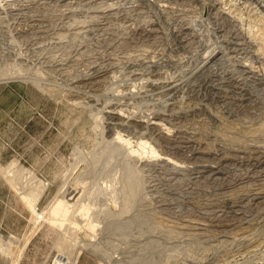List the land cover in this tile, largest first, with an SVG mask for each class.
<instances>
[{
    "label": "rangeland",
    "instance_id": "rangeland-1",
    "mask_svg": "<svg viewBox=\"0 0 264 264\" xmlns=\"http://www.w3.org/2000/svg\"><path fill=\"white\" fill-rule=\"evenodd\" d=\"M26 1H28V0H11V1L10 0H3L2 3L4 6L2 5V3H0V10L2 9L1 6H3V9L1 10L3 12L0 11V13H1L0 17L4 20L3 21L0 18V20H2V21H0V248H1V250H0V264H56L55 262L59 261L60 259H64V261L65 260L69 261L70 264H74V263L75 264H140V263L146 264V262H144L146 260H147V263H149V261H150V263H152V264H206V263L207 264H217V263L218 264H253L254 262L256 263L258 261L263 262L262 258H264V244H263L264 243V240H263L264 239V231H263L264 230V228H263L264 222L262 223L261 219L264 218V211H262V210H264V207H261V206H264V204H261L260 206H259V204H257L256 206L255 205L252 206L250 209H248V211H246V214H245L246 216L244 217V219H241V220L233 217V215H231L230 213H227L228 219H227V221H225L223 223V225L221 224L222 226L221 225L217 226V223L215 225V222L211 221L212 218L210 216L204 214V212L207 208H205V210H203V209L201 210V206L203 207L206 204H210L212 202L213 203L220 202L221 198H222V200H224L225 198H230V196H231V198H236L237 196H239V194H240L239 192L243 193V192H245V190L247 192V190H249L251 188L252 189H259V190H261L260 188H262V190L264 191V189H263L264 188V175H263L264 174V170H263L264 165H262V167L257 169L254 165V163L257 162L256 160L250 161V164H247V165L244 164L245 167H244V165L241 166V165L235 164V166H234V164H233L232 166L234 168L232 167V169H233L232 174L236 175L235 177H237L238 175H242V174L246 175L247 173H250V175L253 176L252 179H248L249 181L246 179L245 180L246 183L243 182L242 187H241L240 182H239L240 185H239V183L233 184L234 186L231 185L232 186L231 189H230V187H226L227 189L226 188L222 189V187L220 188V186H217V185L203 184V183H202L203 185L199 184V186H197L196 183L194 184V181L192 180L190 172L186 174L185 172H187V169L181 168V166H182L181 163L187 162L186 159H188L187 158L188 153H186L187 154L186 155V154H182V153L176 154L173 152L172 153L167 152L168 151L167 147H170L171 145H172L171 147L174 146L173 140L175 138H177V132H178L177 130H180L182 128L183 129L185 128L186 130L190 131L193 134L195 133V135L198 136L197 138H202L201 139L202 142L205 140L204 143H206L208 146L210 144H212V145H210V148H216V149L221 148L223 145H225L224 141H222V139H223L222 137L226 138V136H227L229 138L228 134L230 136H232L235 132H236L235 133L236 135L234 134L235 139L238 137L239 139L237 138L236 140L238 141V143H240V142L242 143V144H236V146H237V148L239 147L238 149H240V150H242V149H243V151L245 150L246 154H248L247 151H249V152L253 151L254 149H252V148H255L258 145H259L258 147H260V148L264 147V144H262V142L264 143V141H263L264 140V136H263L264 135L263 134L264 133L263 132L264 131V127H263L264 123H262V121L264 119V117H263L264 116V108H263L264 107V99H263L264 95H263L262 91H260L257 88H251V87L249 88V85L251 84V82H249V80L246 81L247 76H245L243 74L242 75L240 74L243 77H240L239 74L236 75V77H238L237 79L238 80L241 79V80H239L238 83L233 82L231 84V82H230L231 79H229V78L231 77L232 72L230 73V71L232 69H236L237 67H239L243 64L242 62H244V61L241 62V60H243V59H240L243 55H240L241 57L238 56V58L234 59V61H233L234 63H232L233 59L229 60V59H231V56L234 57V53L230 52L229 55L225 54V53L229 52L231 47H230V45L227 44V42L221 40L222 37H218L219 36L218 34H220V36H221V33L216 32V25H215L216 23L214 21H212V19L210 17V12H209L210 8L208 6L209 4H207L205 7H203L202 0H194V1L189 0V3L194 2L193 3L194 7L192 6V3H191L190 6L188 5L187 8L182 7V8H184V9H182L181 6L178 7V5H176V4H172L174 6V7H172V5L169 4L170 1H172V0H170V1L169 0H167V1L166 0H158L160 2H157V0H149L147 3L144 2L147 0H130V1L129 0H123V1L120 0L121 2L119 0H117L118 1L117 3L118 4L120 3V5H118L115 0H104L105 4H104V2H101L99 4V6L98 5L96 6L97 7L96 8V7H94L95 5L92 6L93 4H87L85 1H81V4L75 3V4H72L68 7H67V4L66 5L64 4V6H63V3L61 4V2L57 3L55 1H52V2H47L46 3V4H48L47 8H44V4H41L42 1L40 2V0L39 1L38 0L37 1L36 0H29L28 1L29 3L27 2L28 4L26 3ZM107 1H109L108 2L109 4L106 3ZM124 1H125V4L123 5ZM132 1H134V2L132 3ZM135 1H136V3H135ZM13 2H14L15 6L12 5ZM38 2H39V4H38ZM163 2H165V3L168 2V3L165 4ZM196 2H198V3H196ZM9 3L11 4V6L9 5ZM20 3H22V4H20ZM138 3H139V5H137ZM142 3H143V5H141ZM195 3L199 4V6L196 5ZM6 4L8 6H10L11 8L8 7ZM24 4H25V6L27 4V6L25 7L27 11L26 10H24V11L28 15H31V14L32 15H34V14L40 15V13L41 14L43 13L42 15H44L46 13L45 15L49 19L48 18L46 19V17H44V16H43V18L46 19L47 23L50 25V27H52V29L51 28L49 29V32H50L49 35L44 33V34L36 35L34 37V36H32V35H34L33 33H32V35H31V33H27V32L33 31V30H31L32 28H31L29 22L26 19H22V18H20V16H18L19 9H20L21 5H24ZM31 4H34L36 6H34V5L32 6ZM53 4H55V5H53ZM160 4H161V7H160ZM50 5H52V6H50ZM81 5L84 7V9L81 8ZM85 5H87L89 7H87ZM100 5H102V6H100ZM126 5H128V6H126ZM59 6H60V9H59ZM105 6L110 7V8L106 9ZM111 6H113V7L115 6L116 7V8L114 7L115 10ZM118 6L119 7L121 6L120 7L121 11H120V9H118ZM175 6L178 7V9H182L183 14L186 11V13L184 15H187V17L189 16L193 20L192 25L197 31V33H196L197 35L194 36L197 38H194V37L189 38L191 40V44L188 46L186 45V43L188 41L187 42L181 41L177 37V35L174 32L175 31L174 30V21H172L173 19L172 20L170 19L171 17H168V16H172L174 14L173 12L178 10ZM182 6H184V5H182ZM196 6H198L199 8ZM93 7H94V9H93ZM98 7H99V10L100 9H102V10L99 11ZM103 7H105L106 10H110L112 8L115 13H118V16H119V18H118V16H115V18H113V20H112L113 22L110 21V23L111 24L113 23V24L110 25V23H108L107 26H110V27L113 26V27H117V28L122 27L125 24L124 23L125 19L129 20L131 18V16H132L131 19H133L135 21V23H141L142 21H140V19L143 20L142 18H144V20L141 24H144V22H145V24L147 25L148 21H149V23H152V24L154 23L153 29L156 30V28H157L156 32L159 31L156 33L157 35H159V39H158L157 35L151 36L150 39L147 38L146 36L144 37L142 35L140 36V38L137 37L138 35L136 37L131 36V38H132L131 42L132 43L129 42L128 45L123 44L122 46H119V47L117 45L118 50L116 49V46H114L113 49L115 48L114 49L115 53H113L114 50L112 49V47H110V48L108 46L105 47L104 45L99 44L98 42L94 43V40L90 41L89 40L90 36L88 37L89 34H86V36L84 37L85 33H81L78 30H77L78 32H76V34H75L76 28H80V27L86 26L88 24L92 25L93 21L90 20V17L91 18L93 17L92 19H95V20L98 19V22H96V23H100L102 21V19L100 18V12L103 10L106 11ZM138 7H139V9H138ZM16 8H17V10H15ZM52 8L55 10H53ZM80 8H81V10H80ZM169 8L171 9V11L172 10L173 11L171 12ZM173 8H176V9H173ZM141 9L143 10V13H141L142 12ZM161 9L162 10L165 9V11L167 10L166 13H165V11H161ZM42 10H43V12H42ZM69 10L71 11V13ZM90 10H93V11L90 12ZM94 10H95L96 14H95ZM118 10L120 12H118ZM46 11H49V12H46ZM85 12L87 13V18H86V15L84 16ZM129 12L132 14H130ZM144 12H146V16L148 15L149 17L148 16L146 17ZM202 12H204V13L202 14ZM53 13L55 14L54 16H53ZM68 13H70V14H68ZM2 14L5 15V16L3 15L4 18L2 16ZM12 14L13 15L15 14L14 18L12 17ZM51 14H52V17L50 18ZM63 14H65V15H63ZM123 14L126 15L125 19H123L124 18ZM9 15H11V16H9ZM68 15L70 16L69 18H68ZM90 15H92V16H90ZM96 15L97 16L99 15V16L97 17ZM133 15L135 17H133ZM6 16H8L9 19ZM63 16H66V18ZM121 16H122V18H121ZM138 16H140V17H138ZM15 17L17 20L15 19ZM88 17H89V19H88ZM244 17H247V16L245 15ZM11 18H13V19H11ZM59 18H61V19H59ZM70 18L73 20H71ZM99 18L101 19V21ZM53 19H56L57 21L54 20V22H53ZM67 19H68V21L70 19L69 22H71V23H72V21L75 22V23L71 24V25H73L72 29L70 28L71 25L68 24L69 22L68 21L66 22ZM87 19L89 20V23L88 22L85 23L86 21H88ZM116 19L118 20V21H116L117 23H115ZM147 19H148V21L146 23ZM77 20H79L80 23ZM81 20L85 21L84 25L82 24L83 22ZM150 20H152L154 22H152ZM156 21L158 24L156 23ZM242 21H243V24L245 23L243 26L248 27V24H246L247 19H242ZM15 22H16V24H15ZM19 22H21L22 24H19ZM26 22H28V23L26 24ZM52 22H53V24H50ZM114 24H115V26H114ZM116 24L118 26L119 25L120 26L118 27ZM51 25H54L55 27H57V26L59 27L60 25L61 26L59 28L57 27L55 29L54 26H51ZM25 26L27 28H29V27L30 28L27 29ZM63 26H66V27H63ZM18 27L19 28L21 27L23 29L20 28V30H19ZM60 28H62V29H60ZM68 28H70V29H68ZM90 28H92V27H90ZM16 29H17V31H16ZM59 29L61 32L62 31L65 32L64 34H61V33L60 34L64 37L65 36H67V37L64 38V37L60 36V39L61 38L62 39L57 40L56 38L60 35L59 34L60 31H58ZM158 29H161V30H158ZM25 30H27V31H25ZM52 30H53V33L58 32V36L56 33L53 34ZM66 31L68 32V34L70 32L69 35L70 36L72 35V36L70 37L69 35H66L67 34ZM77 33H81V36H80V34L78 35ZM159 33L160 34L162 33L161 37H163V38L160 37ZM50 34H52V35H50ZM23 35H25L24 37L26 39L23 37ZM75 35H77V37L79 36V39L75 40L77 42H74L73 38H72V37H76ZM42 36L43 37L45 36V37L43 38ZM49 36H52V37H50L51 40L53 38L54 39L52 41L49 40ZM53 36H55V37H53ZM21 37H23V38H21ZM68 37L70 40L67 39ZM86 37L89 39H87ZM142 37H144V38H142ZM84 38H86V40ZM155 38H157V39H155ZM175 38H176V40H175ZM46 39H48V41H51L52 43L51 42L47 43V41H45ZM142 39H144V42ZM55 40H57V41L60 40L61 42L57 43V41H55ZM80 40H82L83 42ZM141 40L144 44H146L145 41L146 42L149 41L146 44L147 46L143 45ZM152 40L153 41L155 40L156 42H153L152 44H150ZM160 40L162 42H160ZM85 41H86V45H85ZM158 41L160 42V47H159V45H157V43L159 44ZM33 42H35L34 43L35 45L33 44ZM37 42L38 43L41 42V43H39L40 45ZM42 42H44V43H42ZM66 42H68L69 44H63ZM135 42H138V43H135ZM183 42H184V44H183ZM219 42H221L222 44L224 43L223 46H221L222 44L221 43L219 44ZM72 43H74V45H72ZM82 43H83V45H82ZM139 43L140 44L142 43L143 47L142 46L140 47V45H138ZM217 43H218V46H217ZM36 44H38V46ZM45 44L47 47L50 46L51 44H54V46L51 45L50 47L47 48V47H45ZM129 44L130 45L133 44V45L130 47ZM33 45L35 46L36 49L34 48ZM64 45L66 47H64ZM124 45L127 47H123ZM135 45H137L138 47ZM219 45L226 52H224V51L221 52V54L218 55V57L216 58L217 60L214 59L213 60L214 62L212 61L215 65H213V63L211 62L210 65H213L212 67L214 68V70H212V67L210 65H209L210 67L208 66L209 68H207V69L198 70L197 68H199V66H201V61H202V58L204 57L205 53L212 50V48H214L215 46L219 47ZM224 45H226V46H224ZM28 46H29V48H28ZM79 46L82 49L84 48L86 51L89 50L90 52L87 53L86 51H84V49L83 50L80 49ZM93 46L96 47L98 50L96 48H93ZM176 46H178V47H176ZM182 46H183V49H182ZM184 46H185V48H184ZM41 47H42V49H41ZM43 47H45V48H43ZM67 47L68 48L70 47V49L72 48L71 50H73V51L68 50ZM73 47L77 50H75ZM77 47H79V48H77ZM99 47L104 48V50L102 51V48H101V50H99L100 49ZM144 47H146V48H144ZM156 47H158L159 50ZM187 47H189V48H187ZM89 48H91V49H89ZM107 48H108L109 53L107 52ZM126 48H128V49H126ZM134 48H136V49H134ZM140 48L141 49L142 48L147 49V50L149 49V52L141 51V50H140L141 51L140 52V51H138ZM163 48H165V50ZM58 49H60V50H58ZM63 49L67 52H69V51L70 52L67 53ZM130 49H132L135 52L132 51V53H131ZM150 49L151 50L156 49L158 51L153 50L150 52ZM160 49L161 50L163 49V50L161 51ZM38 50H39V52H38ZM42 50L44 52H42ZM54 50H55V52H54ZM48 51H49V53H48ZM51 51L54 53H52ZM99 51H101V52H99ZM104 51H105V53H103ZM119 51H121V52H119ZM36 52L40 53V54H37ZM56 52H57V54H56ZM71 52H72V55H70L71 58L69 56V59H64ZM83 52L85 53L84 56H82ZM96 52H98V53H96ZM128 52H130L132 55L135 54L136 52L138 54H141V53L145 54L146 53V55L142 56V57H144L143 59H146V61H147V58H148V60L150 59L152 54H153V56H155V54H156L159 57L155 56L157 58L155 59V57H154V59H153V56H152L151 59L149 60V61H152L154 63L153 66H156V67H153L154 68L153 69L152 67H145L144 66L146 68L145 69L143 66L136 65V63H135V66L131 67L132 68L131 69L130 66L129 67L127 66V64L122 63V62L121 63L118 62L115 65L116 67L114 66L115 69L113 68L114 71L117 70L116 74L114 71H112V69H110V72L107 75V78L110 81L107 78H104V80L102 82H100L99 84H97V86L91 85L90 87H89V85H84V84L77 85V83L74 82L77 79V76L79 77L82 75V73L85 74V73L89 72L88 67H90V65H88V64H90L89 62H91V60L93 62L96 61L95 63L97 64V63H100L102 60H105L109 57L114 58L115 55H117L116 57H120L121 55H123V53L127 54ZM156 52L159 54H157ZM148 53H150L151 56ZM49 54L50 55L53 54V55H57V56L61 55L62 57L66 56L64 58H62L60 56L62 59H64V61H63L64 67H62L61 71H59L55 67L57 61H59L61 59L60 58L57 59V61L55 63V61L47 59L49 57H52ZM92 54H94L95 56L97 55V57H99V58L101 57L102 59L101 58H100L101 60L99 58L93 59L94 55H92ZM131 54H129V55H131ZM34 55H36V56H34ZM88 55H90L91 57H89ZM162 55H163V57H162ZM81 56H82V58H81ZM85 56L87 57L88 60L86 59ZM78 57H80V59H78ZM83 57H85V58H83ZM142 57H140V58H142ZM221 57H223V58H221ZM43 58H44V62L42 61ZM72 58L75 60L77 59V60L76 61L72 60ZM164 58H165V60H164ZM220 58H221V61H223L222 64H221ZM46 59L51 61V62H47ZM138 59L139 58H137L136 60H138ZM65 61H66V63H65ZM45 62H47L46 63L47 65H45ZM52 62H54V64ZM75 62H79V63H75ZM215 62H217V64ZM80 63H82L81 64L82 66L80 65ZM237 63H239V64H237ZM124 64H125V68L123 67ZM219 64H221V65H219ZM232 64H235V65H232ZM229 65H231V66H229ZM49 66H51L52 69ZM65 66H67V67L65 68ZM73 66L75 67L74 69H76V70L72 69ZM232 66L235 68H231ZM218 67L219 68L221 67V68L219 69ZM128 68H130V70ZM150 68H152V69H150ZM193 68H194V70H192ZM227 68H229V69H227ZM86 69H87V71H86ZM120 69H122V70H120ZM126 69H127V71H126ZM215 69H216V71H215ZM221 69H223V71H221ZM237 69H239V68H237ZM240 69H242V68L240 67ZM57 70H58V72H56ZM63 70H65V72ZM147 70H150L151 73H150V71L147 72ZM162 70H163V72H162ZM189 70H192V73H190L191 71H189ZM68 71L71 73H69ZM74 71H75L76 75H75ZM77 71H79V72H77ZM125 71L126 72L129 71V72L126 73ZM137 71H139V72H137ZM111 72L113 74H111ZM120 72H121V75H120ZM142 72H145V73L147 72V73L145 74ZM206 72H208V74ZM223 72H225V73L223 74ZM59 73H60V75H59ZM78 73H79V75H77ZM124 73L127 75H125ZM141 73L143 74L144 77L142 76ZM201 73H202V75H201ZM158 74H160V75H158ZM114 75H116V76H114ZM130 75L132 77H130ZM219 75L224 76V78L227 77V78H225L226 80L221 81L219 79L220 78ZM70 76H72L73 78H76V79H73ZM139 76L140 77L142 76V77L139 79ZM173 76H175V77H173ZM31 77H33V78L35 77L39 83L41 82L42 84L40 86H42V87H39L38 85L33 84L31 82V80L29 79ZM112 77L113 78L117 77V78H115V80H112L113 79ZM135 77L136 78L138 77L137 78L138 80ZM146 77H148L150 79L151 78L153 79L154 77L156 79L159 78V81H157L156 79H154V80L156 82L164 83V84L171 82V79H172V81H174L178 77L179 78L183 77L182 78L183 80L179 79V78L175 80L178 82L182 81V83H181L182 88L179 90L180 92L179 91L176 92L178 95H176V93H171L172 95L170 94V96H171L170 97L168 92L165 93V91H164L165 89L157 92L160 89H154L153 87L150 88V86H149L150 84L148 82H151L152 80L149 79V81H148V78H146ZM131 78H133V80ZM129 79H131V80H129ZM164 79H166L168 81H166ZM63 80L65 83H63ZM65 80H67V83ZM71 80H74V81H71ZM160 80H162V81H160ZM218 80L220 82H223V83H221V84H223V86H222L223 88L221 90L216 89V86H215L216 84H218V82H219ZM194 81H196V82H194ZM70 82H72L73 84ZM146 82L148 84H146ZM186 82H187V84H186ZM215 82H217V83H215ZM228 82L230 85L228 84ZM247 82H249V83H247ZM104 83H106V85ZM131 83L132 84L136 83L140 86H138L136 84L132 85ZM142 83H144V84L141 85ZM190 83L194 86H192ZM213 83H215V84H213ZM46 84H47V87H46ZM195 84H197V85L195 86ZM202 84H204V85H202ZM206 84H208V85H206ZM225 84H227L226 85L227 87L225 86ZM233 84H235V85H233ZM115 85H117V86H115ZM187 85H188V87H187ZM44 86L46 87V89ZM78 86H80V87H78ZM118 86L119 87L121 86V89L123 90L124 94L121 93L122 92L121 89L119 90L117 88ZM129 86H130V88H129ZM132 86H133V88H132ZM148 86H149V89H148ZM207 86L209 87V89ZM238 86H239V88H238ZM240 86H241V88H240ZM242 86H244L246 89H244V87H242ZM85 87H87L88 90H86L87 88H85ZM92 87H94V88H92ZM97 87H100V88L97 89ZM112 87L115 88L114 91H116L117 93L116 92L114 93ZM144 87L146 88V90ZM183 87H185V88H183ZM50 88H54V89H51V91L53 90L52 92L48 91V90H50ZM131 88H132V90H131ZM134 88L136 89L135 91H134ZM140 88H142V89H140ZM189 88L191 90H189ZM197 88H199V89L197 90ZM58 89H60L61 91L59 90V92H58ZM212 89H214V90H212ZM230 89H232V90H230ZM238 89L241 92H239ZM118 90L120 91L121 94L118 93L119 92ZM236 90H237V92H236ZM72 91L74 94L72 93ZM126 91H130L131 94L129 92V94H130L129 95L128 92H126ZM137 91H139V92H137ZM147 91H149V92H147ZM152 91H155V94L152 93ZM183 91H186V92H183ZM188 91H190V92H188ZM219 91H220V93H219ZM210 92L213 94H211ZM54 93H56V94H54ZM132 93H133V95H132ZM179 93H180V95H179ZM249 94L251 97L249 96ZM109 95H110V98H109ZM184 95H186L185 98L187 96L189 98L185 99ZM215 95H216V97H215ZM179 96H181V97H179ZM202 97L204 99H202ZM255 97H257L258 99ZM121 98H122V100H121ZM172 98H174V99H172ZM179 98H181V100ZM245 99H247V101ZM166 100H168V101H166ZM226 100L227 101L229 100L230 102L229 101L227 102ZM261 100H262V102H261ZM110 101H111V103L114 101L115 102L111 104ZM187 101H189V102H187ZM204 101H206V102H204ZM167 102L173 103V105H170V107H168ZM185 102H186V104H185ZM105 103H107V104L104 105ZM221 103H223V104L221 105ZM238 103H239V106L237 105ZM245 103H246V105H245ZM248 103H249V105H248ZM116 104H118V105L120 104V105L116 106ZM174 104H175V108H174ZM177 104H179V105H177ZM187 104H190V105H187ZM180 105H183V106L181 107ZM206 105H208V106H206ZM216 105H217V107H215ZM254 105H255V107L257 106V108H255ZM104 106H107V107H104ZM110 106H112V108L114 106L119 107L118 110L124 109L123 113H122V111L120 112L119 117L121 118V120L118 121V119H112L111 117L108 116L110 114L107 112L112 110V108ZM120 106H122L123 108H120ZM177 106H179L180 108ZM102 107L104 108V111L101 110V109H103ZM165 107L167 108V110L165 109ZM176 107H177V109H176ZM106 108H108V109L106 110ZM173 108L175 109V113H174ZM178 108H179V110H181L178 112L185 113L186 117L178 119L176 121L173 119L169 120V118H167L168 120L163 122V125H162L165 129L169 128V126H170V129H172L170 131L163 129L164 133L166 132V134H168V137L171 138L172 142H171V140H170V142L172 144L170 142H169V144H166L163 142V140H161L159 138L157 139L156 133L151 128H145V126H141L140 121H147V119H150L152 117V115H154L153 113H155V112L163 113V114L164 113L165 114H172V113L176 114V110H178ZM254 108H255V110H254ZM259 108L262 110V112ZM151 109H154V110H151ZM172 109H173V112L171 111ZM188 109L189 110L193 109V110L189 111ZM228 109H229V111H228ZM200 110L203 113V115L200 112ZM211 110L214 112H212ZM224 110L226 112H224ZM241 110L244 111L246 114L244 112H242ZM150 111H151V113H150ZM170 111H171V113H169ZM253 111H254V113H253ZM104 112H106V113H104ZM194 112H197V113H194ZM216 112H217V114H216ZM212 113L213 114L215 113V114L212 115ZM121 114H124V115H121ZM195 114H196V116H194ZM226 114H227V117H226ZM259 114H261V116H259ZM95 115L96 116L98 115V116L96 117ZM102 115H103V117H102ZM133 115H135V116H133ZM136 115H137V117H136ZM144 115H146V116H144ZM228 115H230V117ZM222 116L225 118H223ZM231 116L233 119L231 118ZM256 116L257 117L259 116L260 118L259 117L256 118ZM131 117H133V118H131ZM218 117L221 121L218 119ZM101 118H103V119H101ZM236 118L239 119L238 120V122L240 121L239 123L237 122ZM95 119H97V120H95ZM100 119L103 121L100 122L101 121ZM142 119H145V120H142ZM105 120H107V122ZM122 120H123V122H122ZM128 120H130V121H128ZM234 120H236V121H234ZM169 121L170 122L172 121L171 122L172 124H170ZM96 122L101 123V125L96 123ZM115 122L118 123L119 125H117ZM177 122H179V124ZM252 122H254V123H252ZM111 123L113 126L115 125L116 128L118 127V129H120V128L121 129L118 130V129L114 128L115 126L113 127L111 125ZM123 123H126V124L124 125ZM222 123H223V125H222ZM260 123H262V124H260ZM174 124H175V126H173ZM183 124H185V125H183ZM239 124H240V126H239ZM247 124H249V126ZM103 125L105 128H107V130L105 129V132L103 129L104 127H102ZM137 125H140L139 126L140 129ZM252 125H253V128H251ZM257 125H258V127H256ZM95 126H97V127L95 128ZM134 126L137 128H135ZM171 126H172V128H171ZM184 126H186V127H184ZM259 126L263 127L262 128L263 131L260 133H257L258 132L257 129L259 128ZM178 127L179 128L181 127V128L179 129ZM243 127L245 130L243 129ZM100 129H102V130L100 131ZM115 129L117 130L118 133H120V131H121L120 134L123 137H125L126 139H129L131 142L133 141L132 145H133V143L135 144V145H133V146H135V149H137V147H138V142L141 141L142 139L143 140L145 139L146 141L149 140L151 143L149 141L148 142L152 146H153V144L155 145L153 147H156L155 148L156 151L160 150L157 154L153 153V154L149 155V153H148L147 155H145V154L142 155L141 157L143 159L142 158L139 159L137 161L138 164L135 161V164L137 166L138 165L140 166V167L138 166L139 169H141V167H142V169H143V167L145 168L144 169L145 172L142 170L143 174L145 175V177H144V175L142 174V176L144 178L143 182H148L149 179L153 180L157 184V188L162 195L161 198L165 199V197H166V199H168V197L172 195V197H169L168 200L165 199L167 201V203H171V202L173 203L172 207L165 206V209H161L164 207H161L160 205L158 206V203L150 196L151 194H149L148 196L145 194V196L149 197V200L151 199L149 201L148 198L144 196V192H142L143 194L141 193V195H139L136 199V203H135L136 207L135 206H134L135 208L130 207L129 208L130 210L129 209L126 210L122 196H118L116 198L118 200L117 201L116 199H114L112 197V195L109 194L108 190L111 187H112L111 189H113L114 183L116 185V189H118L119 186L121 187V180H120L121 176H119V175H122V174H120V173H122L121 172L122 166L121 167L118 166L117 171L119 169L120 170L117 172L116 167L107 166V164H105L104 162H97L95 157H96V155L97 156L99 155V152L101 153V151L103 150V147L106 145L105 143L112 138V136L116 132ZM125 129H127V130H125ZM140 130H142V131H140ZM247 130H250L249 132H251L250 135H247L248 138L245 137L246 134H249V132L246 133ZM252 130L254 132L255 131L256 132L253 133ZM242 131H244L245 133L243 132L244 133L243 134ZM143 133H145V134L147 133V134L144 135ZM261 133H262V135H260ZM117 134L115 133V135H117ZM220 134H222V135H220ZM242 134L245 136H243ZM254 134H255V136H253ZM152 135L154 138L151 137ZM217 135L220 137L222 136V137L219 138ZM110 136H111V138H110ZM135 136H137V137H135ZM113 137H115V136H113ZM214 137H216V139ZM242 138L243 139L246 138L247 141H244L246 139L242 140ZM258 138L260 140H258ZM152 139H154V141H152ZM206 139H207V141L209 140L208 141L209 143H207ZM253 139L255 142L253 141ZM111 140H113V139H111ZM156 140H157V142H156ZM250 140H252V141L250 142ZM215 141H219V142H215ZM256 141H257V143H256ZM159 142H161V143H159ZM260 142H261V145H260ZM157 143H158V146H157ZM213 143H214V145H213ZM217 144H219V145H217ZM221 144H223V145H221ZM157 148H158V150H157ZM246 148H248V149H246ZM163 149L167 150V151L165 152ZM162 151H163V153H161ZM148 155L150 158L148 157ZM178 155L179 156L181 155V156L178 157ZM184 156L185 157L187 156V157L185 158ZM155 158L158 159L157 162H156ZM167 158H169L170 160H172V159L173 160L170 161ZM174 158H175V160H174ZM136 159H138V158H136ZM189 159H190V156H189ZM173 161L175 162V164ZM177 162H179L180 165ZM192 162H194V163L192 164L191 162H187V164L189 166L196 164L195 160H193ZM251 162H252V165H251ZM112 163H113V165L117 164V160H112ZM168 163L171 164L172 166H170ZM156 164H157V166H156ZM159 165H161V166H159ZM151 166H152V168H151ZM175 166H176L177 170H179L180 172L176 170ZM183 166H184V164H183ZM236 166H238V167H236ZM154 167H155V169H154ZM156 167H158V169ZM163 168H164V170H163ZM247 168L249 170H247ZM261 169H262V171H261ZM7 170H8V173H7ZM149 170H151V171H149ZM170 170L172 172H170ZM182 170H184V171H182ZM242 170L244 173L243 172L241 173ZM163 171H165V172H163ZM166 171H168L169 173ZM251 171H253V172H251ZM254 172H257L256 175L253 174ZM172 173H173V175H172ZM184 173L186 176L189 174V176L186 177L184 175ZM258 173H260L261 175ZM115 174L118 175V178L120 177L119 180H116L118 178ZM161 174L165 175L166 177L162 176ZM159 175L162 178H160ZM182 175H183V177H182ZM114 176L116 178H114ZM178 176H181V177L178 178ZM262 176H263V178H261ZM185 177L189 178V179H186ZM181 178L182 179L184 178V179L182 180ZM257 178H259V179H257ZM177 179H178V181H177ZM180 179H181V182H180ZM188 180L190 183H186ZM156 181L160 182V183H157ZM116 182H118L119 184ZM176 182H179L178 183L179 185ZM247 182H250V183L247 184ZM255 182L256 183L260 182V183L256 185ZM180 183H182V186ZM165 184L168 186H166ZM190 184H192L191 187L188 186ZM250 184L252 187L250 186ZM158 185L159 186L161 185V186L159 187ZM176 185H178L179 187H177ZM200 185L202 188L200 187ZM238 185L240 188L238 187ZM243 185H244V187H243ZM247 185H249V186H247ZM65 186H66V188L71 187L72 188L71 191L74 190V193H76V191H77L80 193L84 192V194H87V193L88 194L90 193V194L87 197L89 199H87L85 197L88 195L87 194L84 196L85 199L82 200V204L85 202L84 204H86L89 207V210L86 211L85 213H84V211H83V213H81V208H80V211H78L79 206H77V207H75V210L73 208L72 211L70 212V214H69L70 216H68L66 219L67 222L63 221V223H66V226L67 225L69 226L71 224L73 225V226L71 225L72 228H70V230H73L75 232V235H77V241H76V243H73V242H75V240H72L71 243L70 242L68 243V240H67L66 242H67L68 246L66 248H62L61 243L65 241V238H69V235L65 233V227L66 226L64 227V229H61L56 225H52L50 222H46V221L44 222V218H43V220H42V218H40L38 221H36V219L33 217L34 215H32V211L29 209V207L27 205V201L29 198H31L33 196V194L41 193V196H40L38 203H37L38 210H39V212L41 210H43V211L45 210L44 212H47L49 210L48 208H50L54 204V202L56 200L55 197L58 195V193L61 194L62 192H64L63 190L66 189ZM162 186L163 187L166 186L165 187L166 189L163 188ZM172 186H173V188H172ZM184 186H186V187H184ZM257 186H259V187H257ZM203 187H207V189L203 188ZM213 187L216 189H214ZM234 187L235 188L238 187L237 188L238 190H236ZM102 188H103V190H102ZM160 188H161V190H160ZM175 188H176V190H175ZM246 188H249V189H246ZM104 189L107 192L104 191ZM91 190L94 192H92ZM192 190L194 193L192 192ZM99 191L101 193H99ZM103 191H104V193H103ZM206 191H207V193H206ZM222 191H224V192L226 191V192L224 193ZM171 192H172V194H171ZM182 192L184 193V195ZM190 193H192V194H190ZM181 194L183 195V197ZM215 194H218V195L220 194L221 196H218ZM232 194H234V195H232ZM91 195H93V196H91ZM206 195H208V196H206ZM192 196H193V199H192ZM212 196H214V198ZM215 196H216V198H215ZM199 197H200V199H199ZM145 198H147V199L145 200ZM179 198L182 200H180ZM183 198H185V199H183ZM210 198H211V200H210ZM217 199H219L220 201ZM146 201H148V202H146ZM154 201H155V203H154ZM199 201L201 203H199ZM142 202L143 203L145 202V203L143 204ZM70 203H72V201ZM147 204H150V205H147ZM180 204H181V207L179 206ZM138 205H140V207ZM146 206H148V207H146ZM191 207H192V209H191ZM253 207H254V209H253ZM257 207H259V209ZM76 208H78V209L76 210ZM124 208H125V211H123ZM168 208H170V209H168ZM172 208H174V210ZM260 208H262V210ZM176 209L178 212L176 211ZM190 209H191V211H190ZM259 210L262 211V212L260 211L261 214L257 213L255 215V213L258 212ZM43 211H41V212H43ZM182 211L183 212L185 211V212L183 213ZM192 211H194V212H192ZM198 212H201V213H198ZM177 213H178V216H177ZM45 216L47 218L49 216L48 213H45ZM207 216H208V218H207ZM230 216H231V218L233 217V220L230 218ZM250 216H251V219H250ZM261 216H262V218H261ZM190 217L192 218L191 220H189ZM201 217L202 218L204 217L203 219H205V220L207 219L206 223H205V220H202V222L204 221L203 223L201 222V219H202ZM46 218H45V220H46ZM136 218L138 220H139V218H144L148 221V224L151 228L149 229V231L144 232L145 236L136 227L134 229H131V231L125 230V232H123L124 231L123 229H121L120 231L118 230V229H120L119 227L124 225L125 223H127V221H132L133 219L135 220ZM182 218H184V219H182ZM128 219H130V220H128ZM186 219L188 221H194V222L197 221L198 224L201 223V225H199L198 227L200 228V226H203L204 228L203 227H201L200 229L191 228L188 226ZM248 219H249V221H248ZM254 219H255V221H254ZM180 221H182V222H180ZM184 221H186V222H184ZM232 221H233V223H232ZM244 221H245V223H243ZM90 222H92L94 225H96V227L88 228V224ZM209 222H210V224H209ZM182 223L183 224L185 223V224L183 225ZM186 223H187V225H186ZM225 223L228 225V227L226 226ZM237 223H241V224L243 223L244 225L243 224L242 225L244 227H240L242 225L237 224ZM259 223L261 226L259 225ZM114 224H115V226H114ZM203 224H205V225H203ZM235 225L236 226L238 225V226L236 227ZM85 226H87V227H85ZM257 226H258V228H257ZM215 227H217V228L213 229ZM218 228H219V230H218ZM230 228H234V231L235 232L237 231L236 233H238V234L233 232V234L234 235L236 234V235L235 236L232 235L231 231H233V229H230ZM253 228H255V229L257 228L258 231L257 230L254 231L255 229H253ZM157 229H159V230H157ZM208 229H210L212 232L208 231ZM221 229L222 230L225 229V231L224 230L220 231ZM228 229H230V230H228ZM214 230H216V231H214ZM154 231H155V233H153ZM226 231H228V232H226ZM147 232L149 235L147 234V237H146ZM197 232L200 234H196ZM187 235L189 238L186 237ZM227 235H228V237H227ZM240 235H242V236H240ZM250 235H252V236L249 238ZM257 235H258V237H257ZM141 236H142V238H141ZM196 236L197 237L199 236V237L197 238ZM229 236H232V237L229 238ZM245 236L248 237L247 241L238 240L239 242L237 243L238 238L245 237ZM209 237L212 238V239L210 238L211 241L209 240ZM213 237H214V240H213ZM227 238H228V240H227ZM147 239L148 240L150 239L149 241L152 240L151 242H156V245H152L153 247L155 246V249L152 246L151 247L148 246L149 241ZM220 239H223V240H220ZM229 239H231V240H229ZM257 239H258V241H257ZM189 240H192V242H194V243H192ZM217 240H219V241H217ZM147 241H148V243L146 244ZM204 241H206V243H203ZM231 241H232V243H230ZM10 242H12V243H10ZM239 243L240 244L242 243L243 245L246 244V245L245 246L239 245ZM9 244H11V246ZM141 244L143 246H141ZM204 244H206V245H204ZM212 244H214V245H212ZM234 244L235 245L237 244V245L234 246ZM248 244H249L250 248L248 247ZM254 244H255V246H254ZM210 245H212V248ZM16 246H17V248H16ZM167 246L168 247L170 246V247L168 248ZM193 246H194V248H193ZM221 246H223V247H221ZM157 247L158 248L160 247V249H158ZM145 248H147V249H145ZM6 249H7V251H6ZM11 249H12V251H11ZM250 250L252 252H250ZM102 251H104V252H102ZM151 251L153 252V254ZM100 252L102 255H99ZM176 253H177V255H176ZM150 255H152V256H150ZM102 256H103V258H102ZM139 256H142V257L139 258ZM256 259H257V261H256ZM203 261H204V263H203Z\"/></svg>",
    "mask_w": 264,
    "mask_h": 264
},
{
    "label": "bare ground",
    "instance_id": "bare-ground-1",
    "mask_svg": "<svg viewBox=\"0 0 264 264\" xmlns=\"http://www.w3.org/2000/svg\"><path fill=\"white\" fill-rule=\"evenodd\" d=\"M3 1V0H2ZM2 1L0 0V3H2ZM11 1V0H10ZM29 1V0H28ZM28 1H26V3L28 2ZM37 1V0H36ZM39 1V0H38ZM42 1V2H41ZM52 1H55V2H61V4L63 3V6H64V4L66 5L67 4V7L68 6H70V5H72V4H75V3H79V4H81V1H85L87 4H93L92 6H94V7H96L97 5L99 6V4L101 3V2H104V0H40V2H41V4H44V8H47V5L48 4H46L47 2H52ZM116 1V3L118 2L117 0H115ZM120 1V0H119ZM121 1H123V0H121ZM120 1V2H121ZM130 1V0H129ZM149 0H147V1H144V2H148ZM167 1V0H166ZM170 1V0H169ZM191 1V0H190ZM192 1H194V0H192ZM5 2V1H4ZM9 2V1H8ZM109 1H107L106 3H108ZM111 2V1H110ZM128 2V1H127ZM126 2V3H127ZM134 1H132V3H133ZM157 2H160V1H158L157 0ZM199 2V1H198ZM198 2H196V3H198ZM202 2H203V7H205L207 4H209L208 6H209V8H210V17H211V19H212V21H214L216 24V32H220L221 33V36H220V34H218L219 36L218 37H222L221 38V40L222 41H225V42H227V44L228 45H230V50H229V52H227V53H225V54H227V55H229V53L231 52V53H234V57H232L231 56V59H229V60H232V63H234L233 61H234V59H236V58H238V56H240V55H243L240 59H243V60H241V62L242 61H244V62H242L241 64V66H239V67H237V68H239V69H232L231 71H230V73H231V77L229 78V79H231L230 80V82H231V84L234 82V83H238V81L239 80H241V79H237L238 77H236V75H245V76H247L246 77V81L247 80H249V82H251V84L249 85V88L251 87V88H257V89H259L260 91H262V93H263V95H264V0H202ZM6 3V2H5ZM29 3V2H28ZM27 3V4H28ZM37 3V2H36ZM84 3V2H83ZM85 3V4H86ZM113 3V2H112ZM123 3V2H122ZM121 3V4H122ZM129 3V2H128ZM135 3H136V1H135ZM140 3V2H139ZM139 3L137 4V5H139ZM145 3V4H146ZM163 3H165V2H163ZM168 3V2H167ZM167 3H165V4H167ZM192 3V2H191ZM191 3H189V0H172V1H170V3L169 4H176V5H178V7H180L181 6V8L182 7H186L187 8V6L189 5L190 6V4ZM194 3V2H193ZM193 3H192V6H193ZM195 3V4H196ZM18 4V3H17ZM20 4H22V3H20ZM27 4H26V6H27ZM38 4H39V2H38ZM37 4V5H38ZM46 4V5H45ZM104 4H105V2H104ZM109 4V3H108ZM118 4V3H117ZM116 4V5H117ZM125 4V1H124V3H123V5ZM131 4V3H130ZM162 4V3H161ZM161 4H160V7H161ZM164 4V5H165ZM187 4V5H186ZM201 4V3H200ZM2 5H3V3H2ZM7 5V4H6ZM9 5L11 6V4L9 3ZM12 5L13 6H15L14 5V2L12 3ZM32 6L34 5V4H31ZM53 5H55V4H53ZM84 5V4H83ZM113 5V4H112ZM118 5H120V3L118 4ZM133 5V4H132ZM135 5V4H134ZM141 5H143V3L141 4ZM140 5V6H141ZM149 5V4H148ZM182 5H184V6H182ZM196 5H198L199 6V4H196ZM4 6V5H3ZM3 6H1L2 7V9H3ZM8 6V5H7ZM10 6H8V7H10ZM18 6V5H17ZM25 6V4L24 5H21V7H20V9H19V13H18V16H20V18H22V19H26L28 22H29V24H30V26H31V30H33L32 32H27V33H31V35H32V33L34 34V35H32V36H36V35H39V34H44V33H46V34H48L49 35V29L51 28L52 29V27H50V25L47 23V21H46V19L48 18V17H46V13L44 14V15H42L41 13H40V15H35L33 12V14L34 15H28L24 10H26V7ZM34 6H36V5H34ZM43 6V5H42ZM50 6H52V5H50ZM85 6H87V5H85ZM91 6V7H92ZM100 6H102V5H100ZM108 6V5H107ZM110 6V5H109ZM126 6H128V5H126ZM163 6V5H162ZM198 6H196V7H198ZM29 7V6H28ZM62 7V6H61ZM80 7V6H79ZM87 7H89V6H87ZM94 7H93V9H94ZM106 7V6H105ZM105 7H103L104 9H105ZM111 7H113V6H111ZM115 7V6H114ZM113 7V8H114ZM121 7V6H120ZM120 7L118 6V9H120ZM124 7V6H123ZM134 7V6H133ZM145 7V6H144ZM169 7V6H168ZM172 7H174L173 5H172ZM171 7V8H172ZM176 7V6H175ZM178 7H176L177 9H178ZM194 7V6H193ZM192 7V8H193ZM202 7V6H201ZM200 7V8H201ZM11 8V7H10ZM17 8L15 9V10H17ZM35 8V7H34ZM37 8V7H36ZM71 8V7H70ZM81 8H83L84 9V7L81 5ZM81 8H80V10H81ZM97 8V7H96ZM95 8V9H96ZM107 8H110V7H106V9ZM116 8V7H115ZM115 8H114V10H115ZM132 8V7H131ZM142 8V7H141ZM176 8H173V9H176ZM184 8H182V9H184ZM199 8V7H198ZM1 9V10H2ZM8 9V8H7ZM49 9V8H48ZM53 9V8H52ZM59 9H60V6H59ZM73 9V8H72ZM89 9V8H88ZM91 9V8H90ZM105 9V10H106ZM125 9V8H124ZM133 9V8H132ZM135 9V8H134ZM138 9H139V7H138ZM163 9V8H162ZM161 9V11H165V9L164 10H162ZM170 9V8H169ZM182 9H178L177 11H174L173 13V15L172 16H168V17H171L170 19L172 20V21H174V32H175V34L177 35V37L181 40V41H184V42H187L186 43V45L188 46V45H190L191 44V40L189 39V38H191V37H194L195 35H197L196 33H197V31H196V29L193 27V20L188 16L187 17V15H184L185 13H186V11H185V13L183 14L182 12H183V10ZM205 9V8H204ZM0 10V11H1ZM14 10V9H13ZM44 10V9H43ZM43 10H42V12H43ZM53 10H55V9H53ZM52 10V11H53ZM58 10V9H57ZM63 10V9H62ZM97 10V9H96ZM98 10H99V7H98ZM100 10H102V9H100ZM99 10V11H100ZM114 10L111 8L110 10H106V11H101L100 12V18L102 19V21H101V19H100V23H96V22H98V19L97 20H95V19H92L90 16H92V15H90L89 17H90V20L91 21H93L92 22V25L91 24H88V25H86V26H82V27H80V28H76V31H75V34H76V32H81V33H85V35H84V37L86 36V34H89L88 35V37L90 38H87V39H89L90 41L91 40H94V43L95 42H98L99 44H102V45H104L105 47L106 46H108L109 48L110 47H112V49H113V47L114 46H116V49H117V45H118V47L119 46H122L123 44H127L128 45V43L130 42V43H132L131 42V40H132V38H131V36H133V37H136L137 35V37H139L140 38V36L142 35V36H146L147 38H149L150 39V37L151 36H153V35H157L156 33L157 32H159V31H157L156 32V30H157V28H156V30H154L153 28V24L152 23H149V21H148V19L146 20V23H147V21H148V23H147V25L145 24V22H144V24H141L142 22H143V20H144V18H142L143 20H141L140 19V21H142L141 23H135V21L133 20V19H131L132 18V16H131V18L128 20H126L125 18H126V15H124L123 17V19H125V21H124V25L122 26V27H119L117 24V26L119 27V28H117V27H110V26H107L108 25V23H110V21H112L113 20V18H115V16H118V13H115L114 12ZM126 10V9H125ZM142 10V9H141ZM6 11V10H5ZM10 11V10H9ZM27 11V10H26ZM32 11V10H31ZM35 11V10H34ZM70 11V10H69ZM68 11V12H69ZM91 11H93V10H90V12ZM120 11H121V9H120ZM119 10H118V12H120ZM129 11V10H128ZM131 11V10H130ZM167 11V10H166ZM166 11H165V13H166ZM170 11H171V9H170ZM169 11V12H170ZM173 11V10H172ZM171 11V12H172ZM1 12H3V11H1ZM7 12V11H6ZM16 12V11H15ZM18 12V11H17ZM40 12V11H39ZM38 12V13H39ZM46 12H49V11H46ZM89 12V11H88ZM94 12H95V10H94ZM98 12V11H97ZM117 12V11H116ZM123 12V11H122ZM14 13V12H13ZM64 13V12H63ZM70 13H71V11H70ZM70 13H68V14H70ZM86 13V12H85ZM84 13V16L86 15V18H87V13L85 14ZM128 13V12H127ZM130 13V12H129ZM137 13V12H136ZM139 13V12H138ZM141 13H143V10H142V12ZM145 13V16H146V12H144ZM163 13V12H162ZM204 12H202V14H203ZM1 14V13H0ZM76 14V13H75ZM89 14V13H88ZM91 14V13H90ZM94 14V13H93ZM95 14H96V12H95ZM126 14V13H125ZM130 14H132V13H130ZM140 14V13H139ZM170 14V13H169ZM4 14H2V16H3ZM15 15V14H14ZM14 15L12 14V17L14 18ZM42 15V16H41ZM55 14L53 13V16H54ZM62 15V14H61ZM63 15H65V14H63ZM128 15V14H127ZM138 15V14H137ZM143 15V14H142ZM165 15V14H164ZM247 16V17H244V16ZM5 16V15H4ZM4 16H3V18H4ZM9 16H11V15H9ZM17 16V17H18ZM28 16V17H27ZM43 16L44 17H46V19H44L43 18ZM94 16V15H93ZM97 16V15H96ZM99 16V15H98ZM97 16V17H98ZM148 16V15H147ZM146 16V17H147ZM6 17H8V16H6ZM52 17V14H51V16H50V18ZM63 17H65L66 18V16H63ZM70 16L68 15V18H69ZM89 17H88V19H89ZM96 17V18H97ZM133 17H135L134 15H133ZM138 17H140V16H138ZM149 17V16H148ZM166 17V16H165ZM1 18V17H0ZM13 18H11V19H13ZM85 18V19H86ZM118 18H119V16H118ZM121 18H122V16H121ZM2 19V18H1ZM8 19H9V17H8ZM15 19H16V17H15ZM21 19V20H22ZM49 19V18H48ZM59 19H61V18H59ZM63 19V18H62ZM71 19V18H70ZM70 19H69V21H70ZM77 19V18H76ZM84 19V20H85ZM87 19V20H88ZM136 19V18H135ZM242 19H247V23L246 24H248V27H244L243 25L245 24H243V21H242ZM3 20V19H2ZM2 20H0V21H2ZM17 20V19H16ZM52 20V19H51ZM54 20H56V19H53V22H54ZM71 20H73V19H71ZM82 21L83 23V25L85 24V23H89V20L88 21ZM4 21V20H3ZM19 21V20H18ZM57 21V20H56ZM55 21V22H56ZM62 21V20H61ZM65 21V20H64ZM68 21V19L66 20V22ZM68 21V22H69ZM79 23H80V21L79 20H77ZM116 21H118L117 19L115 20V23H117ZM122 21V20H121ZM120 21V22H121ZM139 21V22H140ZM150 21H152V20H150ZM28 22H26V24L28 23ZM53 22L52 23H50V24H53ZM85 22V23H84ZM113 22V21H112ZM152 22H154V21H152ZM2 23V22H1ZM58 23V22H57ZM72 23H75V22H73L72 21ZM71 22H69L68 24L69 25H71L72 24ZM156 23H157V21H156ZM15 24H16V22H15ZM19 24H22L21 22H19ZM28 24V25H29ZM55 24V23H54ZM59 24V23H58ZM57 24V25H58ZM61 24V23H60ZM64 24V23H63ZM67 24V23H66ZM77 24V23H76ZM113 24V23H112ZM111 23H110V25H112ZM123 24V23H122ZM158 24V23H157ZM18 25V24H17ZM68 25V26H69ZM75 25V24H74ZM81 25V24H80ZM27 26V25H26ZM25 26V27H26ZM51 26H54V25H51ZM61 26V25H60ZM59 26V27H60ZM77 26V25H76ZM114 26H115V24H114ZM158 26V25H157ZM246 26V25H245ZM23 27V26H22ZM24 27V28H25ZM58 27V26H57ZM57 27H55L54 26V28L56 29ZM58 27V28H59ZM63 27H66V26H63ZM72 27H73V25H71L70 26V28L72 29ZM90 27H92V28H90ZM19 28V27H18ZM21 28V27H20ZM20 28H19V30H20ZM27 28V27H26ZM30 28V27H29ZM29 28H27V29H29ZM70 28H68V29H70ZM90 28V29H89ZM159 28V27H158ZM21 29H23V28H21ZM60 29H62V28H60ZM60 29L58 30V31H60ZM75 29V28H74ZM162 29V28H161ZM161 29H158V30H161ZM30 30V31H31ZM54 30V29H53ZM53 30H52V33H53ZM78 30V31H77ZM219 30V31H218ZM16 31H17V29H16ZM22 31V30H21ZM25 31H27V30H25ZM69 31V30H68ZM63 32V31H62ZM61 31L59 32V34L61 33V34H64L65 32H63L62 33ZM67 32V31H66ZM73 32V31H72ZM162 32V31H161ZM20 33V32H19ZM54 33H56L57 34V36H58V32H54ZM53 33V34H54ZM81 33H77L78 35L80 34V36H81ZM194 35H193V34ZM59 35L56 39L58 40V39H60V36H62V35ZM69 34H70V32H69ZM68 34V32H67V34L66 35H69ZM72 34V33H71ZM160 34V33H159ZM28 35V34H27ZM50 35H52V34H50ZM161 35H162V33L160 34V37H161ZM19 36V35H18ZM25 35H23V37H24ZM31 36V37H32ZM70 36V35H69ZM72 36V35H71ZM70 36V37H71ZM76 37H72L73 38V41L74 42H77V41H75L76 39H79V36L77 37V35H75ZM83 36V35H82ZM158 36V39H159V35H157ZM20 37V36H19ZM23 37H21V38H23ZM28 37V36H27ZM40 37V36H39ZM43 37V36H42ZM45 37V36H44ZM43 37V38H44ZM47 37V36H46ZM50 37H52V36H49V40H51L50 39ZM53 37H55V36H53ZM62 37H64V36H62ZM65 37H67V36H65ZM64 37V38H65ZM144 37H142V38H144ZM174 37V36H173ZM25 38V37H24ZM38 38V37H37ZM41 38V37H40ZM63 38V39H64ZM86 38H84L85 40H86ZM161 38H163V37H161ZM194 38H197V37H194ZM26 39V38H25ZM54 39V38H53ZM52 39V40H53ZM62 39V38H61ZM60 39V40H61ZM68 40H70L69 39V37L67 38ZM81 39V38H80ZM83 39V40H84ZM155 39H157V38H155ZM29 40V39H28ZM34 40V39H33ZM40 40V39H39ZM51 40V41H52ZM57 40H55V41H57ZM57 41V43L58 42H61V41ZM143 40V42H144V39H142ZM142 40H141V42H142ZM175 40H176V38H175ZM190 40V41H189ZM38 41V40H37ZM45 41H47V43L48 42H51V41H48V39H46ZM44 41V42H45ZM63 41V40H62ZM67 41V40H66ZM80 41H82V40H80ZM79 41V42H80ZM138 41V40H137ZM195 41V40H194ZM29 42V41H28ZM44 42H42V43H44ZM54 42V41H53ZM65 42V41H64ZM72 42V41H71ZM70 42V43H71ZM83 42V41H82ZM93 42V41H92ZM134 42V41H133ZM139 42V41H138ZM138 42H135V43H138ZM142 42V43H143ZM147 42H149V41H147ZM147 42L145 41V43L147 44ZM153 42H156L155 40L153 41H151V43L150 44H152ZM159 42V41H158ZM160 42H162L161 40H160ZM160 42H159V44L157 43V45H159V47H160ZM179 42V41H178ZM184 42H183V44H184ZM193 42V41H192ZM35 42H33V44H34ZM38 43V42H37ZM39 43H41V42H39ZM38 43V44H39ZM46 43V42H45ZM52 43V42H51ZM142 43L140 44H138V45H140V47L142 46ZM182 43V42H181ZM195 43V42H194ZM221 42H219V44H220ZM38 44H36L37 46H38ZM60 44V43H59ZM63 44H69L68 42H66V43H63ZM78 44V43H77ZM88 44V43H87ZM98 44V45H99ZM146 44H144L143 43V45H146ZM179 44V43H178ZM222 44V43H221ZM224 44V43H223ZM223 44L221 45V46H223ZM28 45V44H27ZM35 45V44H34ZM33 45V46H34ZM40 45V44H39ZM43 45V44H42ZM49 45V44H48ZM51 45H53L54 46V44H51ZM50 45V46H51ZM61 45V44H60ZM71 45V44H70ZM72 45H74V43H72ZM82 45H83V43H82ZM85 45H86V41H85ZM97 45V46H98ZM130 45V44H129ZM133 45V44H132ZM132 45H130V47L132 46ZM156 45V46H157ZM32 46V45H31ZM30 46V47H31ZM50 46H48V47H50ZM63 46V45H62ZM90 46V45H89ZM135 46H137V45H135ZM147 46V45H146ZM153 46V45H152ZM181 46V45H180ZM217 46H218V43H217ZM217 46H215L214 48H212V50H210V51H208L207 53H205V55H204V57L202 58V61H201V66H199V68H197L198 70H201V69H207V68H209L210 66L212 67L213 65H215L213 62V60L214 59H216L217 57H218V55H220L221 54V52H223L224 50H223V48H221L220 47V45H219V47H217ZM224 46H226V45H224ZM45 47H47L46 46V44H45ZM45 47H43V48H45ZM47 47V48H48ZM58 47V46H57ZM60 47V46H59ZM64 47H66L65 45H64ZM76 47V46H75ZM80 47V46H79ZM79 47H77V48H79ZM123 47H127V46H123ZM122 47V48H123ZM129 47V48H130ZM138 47V46H137ZM143 47V46H142ZM176 47H178V46H176ZM229 47V46H228ZM28 48H29V46H28ZM34 48H35V46H34ZM39 48V47H38ZM54 48V47H53ZM74 48V47H73ZM88 48V47H87ZM93 48H96V47H94L93 46ZM92 48V49H93ZM100 49L99 50H101V48L102 47H99ZM121 48V49H122ZM144 48H146V47H144ZM157 49H158V47H156ZM181 48V47H180ZM184 48H185V46H184ZM187 48H189V47H187ZM186 48V49H187ZM36 49V48H35ZM41 49H42V47H41ZM50 49V48H49ZM55 49V48H54ZM67 49L68 50H70V51H73V50H71L70 49V47L68 48L67 47ZM75 49V48H74ZM80 49H82L81 47H80ZM84 49V48H83ZM82 49V50H83ZM89 49H91V48H89ZM97 49V48H96ZM115 49V48H114ZM113 49V50H114ZM126 49H128V48H126ZM125 49V50H126ZM134 49H136V48H134ZM164 50H165V48H163ZM162 49V50H163ZM178 49V48H177ZM182 49H183V46H182ZM30 50V49H29ZM47 50V49H46ZM58 50H60V49H58ZM57 50V51H58ZM64 50V49H63ZM75 50H77V49H75ZM74 50V51H75ZM81 50V51H82ZM98 50V49H97ZM104 50V48H102V51ZM118 50V49H117ZM131 50V53H132V49H130ZM147 51V52H149V49L147 50V49H139L138 51ZM154 50V49H153ZM153 50H151L150 49V52L151 51H153ZM156 50V49H155ZM154 50V51H155ZM159 50V49H158ZM158 50H156V51H158ZM161 50V49H160ZM161 50V51H162ZM227 50V49H226ZM31 51V50H30ZM36 51V50H35ZM65 51V50H64ZM69 51V52H70ZM80 51V52H81ZM84 51H86L85 49H84ZM111 51V50H110ZM140 51V52H141ZM38 52H39V50H38ZM41 52V51H40ZM42 52H44L43 50H42ZM41 52V53H42ZM46 52V51H45ZM52 52V51H51ZM54 52H55V50H54ZM54 52H52V53H54ZM61 52V51H60ZM59 52V53H60ZM65 52H67V51H65ZM69 52H67V53H69ZM87 53L88 52H90L89 50L88 51H86ZM94 52V51H93ZM99 52H101V51H99ZM107 52L109 53V51H108V48H107ZM112 52V51H111ZM110 52V53H111ZM119 52H121V51H119ZM133 52H135V51H133ZM224 52H226V51H224ZM37 53V52H36ZM48 53H49V51H48ZM64 53V52H63ZM76 53V52H75ZM82 53V52H81ZM96 53H98V52H96ZM103 53H105V51L103 52ZM113 53H115V50H114V52ZM126 53V52H125ZM129 54H131L130 52H128ZM124 54L123 53V55H121L120 57H116L117 55H115V57L113 58V57H109V58H107V59H105V60H102L100 63H95L96 61H92L91 60V62H89L90 64H88V65H90V67H88V73H85V74H83L82 73V75L81 76H77V79L76 78H73L72 76H70L71 78H73V79H76L75 81L74 80H71V81H74L75 83H77V85H80V84H84V85H89V87L91 86V85H96L97 86V84H99L100 82H102L103 80H104V78H107V75L109 74V72H110V69H112V71H114L113 70V68H114V66L118 63V62H122V63H125V64H127V66L129 67L130 66V68L131 67H134L135 66V63H136V65H139V66H145V67H156V66H153V62L152 61H149L150 59H151V57L153 56V54H152V56H151V54L150 53H148V54H150V59L148 60V58H147V61H146V59H143L144 57H142V56H144V55H146V53L144 54H138L137 52V54L135 53V54H131V55H129V54ZM157 53V52H156ZM32 54V53H31ZM34 54V53H33ZM37 54H40V53H37ZM45 54V53H44ZM43 54V55H44ZM56 54H57V52H56ZM66 54V53H65ZM84 52H83V55L82 56H84ZM90 54V53H89ZM112 54V53H111ZM157 54H159V53H157ZM162 54V53H161ZM165 54V53H164ZM50 55V54H49ZM48 55V56H49ZM63 55V54H62ZM70 55H72V52L66 57V56H64V57H66V58H64V57H62L61 55V57L62 58H64V59H69V56ZM76 55V54H75ZM80 55V54H79ZM87 55V54H86ZM91 55V54H90ZM90 55H88L89 57H91ZM92 55H94V54H92ZM104 55V54H103ZM223 55V54H222ZM221 55V56H222ZM34 56H36V55H34ZM50 56H52V57H49V58H47V59H49V60H53V61H55V63H56V61H57V59H61V60H59V61H57V63H56V68L59 70V71H61L62 70V67H64L63 66V61H64V59H62L60 56H57V55H50ZM82 56H81V58H82ZM109 56V55H108ZM112 56V55H111ZM134 56V57H133ZM155 56H157L156 54H155ZM155 56H153V59H154V57ZM224 56V55H223ZM40 57V56H39ZM44 57V56H43ZM86 57V56H85ZM85 57H83V58H85ZM103 57V56H102ZM106 57V56H105ZM104 57V58H105ZM133 57V58H132ZM140 57H142V58H140ZM157 57H159V56H157ZM157 57H155V59L157 58ZM162 57H163V55H162ZM168 57V56H167ZM220 57V56H219ZM225 57V56H224ZM70 58H71V56H70ZM99 57H97V55L95 56H93V59H98ZM101 58V57H100ZM99 58V59H100ZM137 58H139L138 60H136ZM161 58V57H160ZM221 58H223V57H221ZM221 58H220V61H221ZM226 58V57H225ZM46 59V61L47 62H51V61H49V60H47ZM78 59H80V57H78ZM86 59H87V57H86ZM102 59V58H101ZM100 59V60H101ZM152 59V60H153ZM162 59V58H161ZM169 59V58H168ZM227 59V58H226ZM41 60V59H40ZM72 60H75V59H73L72 58ZM77 60V59H76ZM75 60V61H76ZM85 60V59H84ZM83 60V61H84ZM88 60V59H87ZM160 60V59H159ZM164 60H165V58H164ZM173 60V59H172ZM217 60V59H216ZM224 60V59H223ZM43 62H44V58H43V60H42ZM154 61V60H153ZM156 61V60H155ZM163 61V60H162ZM167 61V60H166ZM213 61V62H212ZM236 61V60H235ZM47 62H45V65H47L46 63ZM138 62V63H137ZM160 62V61H159ZM172 62V61H171ZM211 62L213 63V65H210L211 64ZM222 62L223 61H221V64H222ZM229 62V61H228ZM53 64H54V62H52ZM65 63H66V61H65ZM75 63H79V62H75ZM119 63V64H120ZM216 64H217V62H215ZM227 63V62H226ZM236 63V62H235ZM69 64V63H68ZM67 64V65H68ZM72 64V63H71ZM74 64V63H73ZM82 63H80V65H81ZM125 64H124V68H125ZM157 64V63H156ZM174 64V63H173ZM172 64V65H173ZM221 64H219V65H221ZM231 64V63H230ZM237 64H239V63H237ZM42 65V64H41ZM49 65V64H48ZM75 65V64H74ZM78 65V64H77ZM76 65V66H77ZM87 65V66H88ZM161 65V64H160ZM159 65V66H160ZM167 65V64H166ZM210 65V66H209ZM232 65H235V64H232ZM43 66V65H42ZM70 66V65H69ZM82 66V65H81ZM86 66V65H85ZM158 66V65H157ZM209 66V67H208ZM217 66V65H216ZM229 66H231V65H229ZM228 66V67H229ZM49 67H51V66H49ZM54 67V68H55ZM67 66H65V68H66ZM79 67V66H78ZM84 67V66H83ZM82 67V68H83ZM116 67V66H115ZM144 67V68H145ZM198 67V66H197ZM240 67L242 68V69H240ZM45 68V67H44ZM75 67L73 66L72 67V69H74ZM87 68V67H86ZM118 68V67H117ZM127 68V67H126ZM130 68H128L129 70H130ZM136 68V67H135ZM152 68H150V69H152ZM161 68V67H160ZM163 68V67H162ZM219 68V67H218ZM221 68V67H220ZM219 68V69H220ZM231 68H235V67H231ZM230 68V69H231ZM51 69H52V67H51ZM84 69V68H83ZM115 69V68H114ZM132 69V68H131ZM146 69V68H145ZM149 69V68H148ZM154 69V68H153ZM217 69V68H216ZM216 69H215V71H216ZM224 69V68H223ZM223 69H221V71H223ZM227 69H229V68H227ZM226 69V70H227ZM58 70L56 71V72H58ZM74 70H76V69H74ZM80 70V69H79ZM120 70H122V69H120ZM119 70V71H120ZM125 70V69H124ZM160 70V69H159ZM192 70H194V68L192 69ZM192 70H189V71H191L190 73H192ZM196 70V69H195ZM211 70V69H210ZM212 70H214V68L212 67ZM53 71V70H52ZM64 72H65V70H63ZM62 71V72H63ZM71 71V70H70ZM82 71V70H81ZM84 71V70H83ZM86 71H87V69H86ZM116 71L117 70H115L114 72H115V74H116ZM126 71H127V69H126ZM125 71V72H126ZM145 71V70H144ZM148 71H150V70H147V72ZM155 71V70H154ZM161 71V70H160ZM228 71V70H227ZM69 72V71H68ZM77 72H79V71H77ZM85 72V71H84ZM129 72V71H128ZM128 72H126V73H128ZM137 72H139V71H137ZM141 72V71H140ZM146 72V73H147ZM162 72H163V70H162ZM197 72V71H196ZM200 72V71H199ZM219 72V71H218ZM61 73V72H60ZM60 73H59V75H60ZM69 73H71V72H69ZM74 73H75V71H74ZM131 73V72H130ZM133 73V72H132ZM136 73V72H135ZM142 73H145V72H142ZM141 73V74H142ZM145 73V74H146ZM150 73H151V71H150ZM158 73V72H157ZM160 73V72H159ZM207 74H208V72H206ZM213 73V72H212ZM225 72H223V74H224ZM62 74V73H61ZM111 74H113L112 72H111ZM123 74V73H122ZM125 74V73H124ZM153 74V73H152ZM195 74V73H194ZM198 74V73H197ZM200 74V73H199ZM216 74V73H215ZM229 74V73H228ZM66 75V74H65ZM71 75V74H70ZM75 75H76V73H75ZM77 75H79V73L77 74ZM120 75H121V72H120ZM125 75H127V74H125ZM158 75H160V74H158ZM201 75H202V73H201ZM206 75V74H205ZM217 75V74H216ZM215 75V76H216ZM226 75V74H225ZM240 75V77H243V76H241ZM114 76H116V75H114ZM142 76H143V74H142ZM141 76V77H142ZM152 76V75H151ZM193 76V75H192ZM191 76V77H192ZM199 76V75H198ZM38 77V76H37ZM123 77V76H122ZM130 77H132L131 75H130ZM140 76H139V79L141 78ZM144 77V76H143ZM173 77H175V76H173ZM177 77V76H176ZM219 79L222 81V80H226L225 78H227V77H225L224 78V76H220L219 75ZM113 78V77H112ZM115 78H117V77H115ZM115 78H113L112 80H115ZM128 78V77H127ZM136 78V77H135ZM134 78V79H135ZM138 78V77H137ZM136 78V79H137ZM146 78H148V77H146ZM158 78V77H157ZM165 78V77H164ZM179 78V77H178ZM178 78H176V79H178ZM183 77H181V78H179V79H182ZM190 78V77H189ZM200 78V77H199ZM212 78V77H211ZM214 78V77H213ZM30 80H31V82L33 83V84H36V85H38L39 87H42V86H40L42 83L40 82H38V80L34 77H31V78H29ZM108 79V78H107ZM124 79V78H123ZM132 80H133V78H131ZM131 79H129V80H131ZM143 79V78H142ZM149 79L150 78H148V81H149ZM154 79H156L155 77L152 79H150V80H152L151 82H148L150 85V88L151 87H153L154 89H160V90H158L157 92H159V91H162L163 89H165L164 91H165V93H169V96H170V94L171 93H176V92H178L181 88H182V81H180V82H178V81H175L174 79V81H172V79H171V82H168V83H159V82H156ZM162 79V78H161ZM196 79V78H195ZM198 79V78H197ZM206 79V78H205ZM69 80V79H68ZM109 80V79H108ZM107 80V81H108ZM118 80V79H117ZM125 80V79H124ZM123 80V81H124ZM138 80V79H137ZM136 80V81H137ZM157 81H159V78L158 79H156ZM164 80H166V79H164ZM163 80V81H164ZM183 80V79H182ZM204 80V79H203ZM29 81V80H28ZM27 81V82H28ZM61 81V80H60ZM66 81V83H67V80H65ZM110 81V80H109ZM160 81H162V80H160ZM166 81H168V80H166ZM219 81V80H218ZM229 81V80H228ZM243 81V80H242ZM69 82V81H68ZM115 82V81H114ZM141 82V81H140ZM190 82V81H189ZM194 82H196V81H194ZM220 82V81H219ZM218 82V84H216L215 86H216V89H219V90H221L223 87V84H221V83H223V82H220L219 83ZM245 82V81H244ZM249 82H247V83H249ZM63 83H65L64 82V80H63ZM70 83H72V82H70ZM107 83V82H106ZM106 83H104L105 85H106ZM109 83V82H108ZM125 83V82H124ZM147 82H146V84H148ZM193 83V82H192ZM199 83V82H198ZM215 83H217V82H215ZM215 83H213V84H215ZM242 83V82H241ZM246 83V82H245ZM73 84V83H72ZM71 84V85H72ZM114 84V83H113ZM117 84V83H116ZM132 84V83H131ZM130 84V85H131ZM136 84V83H135ZM134 83L132 84V85H135ZM144 83H142L141 85H143ZM186 84H187V82H186ZM191 84V83H190ZM194 84V83H193ZM212 84V85H213ZM228 84H229V82H228ZM44 85V84H43ZM76 85V84H75ZM124 85V84H123ZM136 85H138V84H136ZM184 85V84H183ZM192 85V84H191ZM190 85V86H191ZM197 84H195V86H196ZM202 85H204V84H202ZM206 85H208V84H206ZM227 84H225V86H226ZM230 85V84H229ZM233 85H235V84H233ZM245 85V84H244ZM37 86V87H38ZM73 86V85H72ZM114 86V85H113ZM115 86H117V85H115ZM126 86V85H125ZM138 86H140V85H138ZM149 86H148V89H149ZM189 86V87H190ZM192 86H194V85H192ZM224 86V87H225ZM45 87V86H44ZM46 87H47V84H46ZM46 87H45V89H46ZM53 87V86H52ZM78 87H80V86H78ZM109 87V86H108ZM128 87V86H127ZM135 87V86H134ZM142 87V86H141ZM147 87V86H146ZM187 87H188V85H187ZM201 87V86H200ZM204 87V86H203ZM208 87V86H207ZM227 87V86H226ZM231 87V86H230ZM234 87V86H233ZM242 87H244V86H242ZM82 88V87H81ZM85 88H87V87H85ZM84 88V89H85ZM92 88H94V87H92ZM98 88H100V87H97V89ZM113 88V87H112ZM119 90L121 89V86L119 87H117ZM125 88V87H124ZM129 88H130V86H129ZM132 88H133V86H132ZM132 88H131V90H132ZM145 88V87H144ZM183 88H185V87H183ZM193 88V87H192ZM196 88V87H195ZM237 88V87H236ZM238 88H239V86H238ZM240 88H241V86H240ZM248 88V87H247ZM41 89V88H40ZM48 89V88H47ZM51 89H54V88H50V90H48V91H50V92H52L51 91ZM74 89V88H73ZM76 89V88H75ZM91 89V88H90ZM89 89V90H90ZM96 89V90H97ZM114 89L115 88H113V91H114ZM128 89V88H127ZM139 89V88H138ZM140 89H142V88H140ZM199 88H197V90H198ZM201 89V88H200ZM206 89V88H205ZM208 89H209V87H208ZM226 89V88H225ZM244 89H246L245 87H244ZM42 90V89H41ZM59 90L60 89H58V92H59ZM77 90V89H76ZM79 90V89H78ZM81 90V89H80ZM86 90H88V88L86 89ZM93 90V89H92ZM100 90V89H99ZM118 90V91H119ZM122 90V89H121ZM136 89L134 88V91H135ZM145 90H146V88H145ZM152 90V89H151ZM184 90V89H183ZM189 90H191L190 88H189ZM212 90H214V89H212ZM227 90V89H226ZM230 90H232V89H230ZM250 90V89H249ZM45 91V90H44ZM56 91V90H55ZM61 91V90H60ZM74 91V90H73ZM73 91H72V93H73ZM82 91V90H81ZM112 91V90H111ZM125 91V90H124ZM144 91V90H143ZM156 91V90H155ZM155 91H152V93H154L155 94ZM238 91H239V89H238ZM251 91V90H250ZM258 91V90H257ZM47 92V91H46ZM104 92V91H103ZM102 92V93H103ZM116 91H114V93H115ZM126 92H128V94H129V92L130 91H126ZM137 92H139V91H137ZM146 92V91H145ZM144 92V93H145ZM147 92H149V91H147ZM156 92V93H157ZM180 92V91H179ZM182 92V91H181ZM183 92H186V91H183ZM188 92H190V91H188ZM192 92V91H191ZM214 92V91H213ZM223 92V91H222ZM227 92V91H226ZM236 92H237V90H236ZM239 92H241V91H239ZM244 92V91H243ZM256 92V91H255ZM254 92V93H255ZM93 93V92H92ZM97 93V92H96ZM117 93V92H116ZM118 93H120V91L118 92ZM122 94H124L123 93V90H122V92H121ZM120 93V94H121ZM163 93V92H162ZM164 93V94H165ZM199 93V92H198ZM201 93V92H200ZM211 93V92H210ZM219 93H220V91H219ZM218 93V94H219ZM258 93V92H257ZM54 94H56V93H54ZM67 94V93H66ZM65 94V95H66ZM74 94V93H73ZM106 94V93H105ZM108 94V93H107ZM130 94H131V92H130ZM129 94V95H130ZM147 94V93H146ZM183 94V93H182ZM188 94V93H187ZM211 94H213V93H211ZM222 94V93H221ZM252 94V93H251ZM82 95V94H81ZM112 95V94H111ZM114 95V94H113ZM132 95H133V93H132ZM159 95V94H158ZM172 95V94H171ZM176 95H178L177 93H176ZM179 95H180V93H179ZM190 95V94H189ZM195 95V94H194ZM93 96V95H92ZM104 96V95H103ZM115 96V95H114ZM119 96V95H118ZM127 96V95H126ZM147 96V95H146ZM160 96V95H159ZM167 96V95H166ZM175 96V95H174ZM185 96L186 95H184V98H185ZM200 96V95H199ZM249 96H250V94H249ZM256 96V95H255ZM89 97V96H88ZM113 97V96H112ZM120 97V96H119ZM137 97V96H136ZM153 97V96H152ZM171 97V96H170ZM179 97H181V96H179ZM194 97V96H193ZM206 97V96H205ZM212 97V96H211ZM215 97H216V95H215ZM229 97V96H228ZM242 97V96H241ZM251 97V96H250ZM249 97V98H250ZM262 97V96H261ZM109 98H110V95H109ZM127 98V97H126ZM154 98V97H153ZM176 98V97H175ZM186 98H189L188 96L186 97ZM185 98V99H186ZM192 98V97H191ZM190 98V99H191ZM195 98V97H194ZM231 98V97H230ZM239 98V97H238ZM255 98H257V97H255ZM254 98V99H255ZM260 98V97H259ZM105 99V98H104ZM140 99V98H139ZM172 99H174V98H172ZM180 100H181V98H179ZM202 99H204L203 97H202ZM207 99V98H206ZM251 99V98H250ZM258 99V98H257ZM264 99V98H263ZM83 100V99H82ZM97 100V99H96ZM117 100V99H116ZM121 100H122V98H121ZM153 100V99H152ZM156 100V99H155ZM171 100V99H170ZM183 100V99H182ZM224 100V99H223ZM222 100V101H223ZM236 100V99H235ZM246 101H247V99H245ZM252 100V99H251ZM166 101H168V100H166ZM172 101V100H171ZM190 101V100H189ZM189 101H187V102H189ZM220 101V100H219ZM227 101V100H226ZM229 101V100H228ZM227 101V102H228ZM232 101V100H231ZM239 101V100H238ZM242 101V100H241ZM254 101V100H253ZM260 101V100H259ZM78 102V101H77ZM86 102V101H85ZM97 102V101H96ZM115 102V101H114ZM114 102H112V103H114ZM117 102V101H116ZM124 102V101H123ZM126 102V101H125ZM178 102V101H177ZM183 102V101H182ZM204 102H206V101H204ZM203 102V103H204ZM209 102V101H208ZM207 102V103H208ZM224 102V101H223ZM230 102V101H229ZM240 102V101H239ZM256 102V101H255ZM258 102V101H257ZM261 102H262V100H261ZM75 103V102H74ZM90 103V102H89ZM110 103H111V101H110ZM109 103V104H110ZM111 103V104H112ZM120 103V102H119ZM168 103V102H167ZM192 103V102H191ZM190 103V104H191ZM233 103V102H232ZM231 103V104H232ZM83 104V103H82ZM88 104V103H87ZM107 103H105L104 105H106ZM108 104V105H109ZM185 104H186V102H185ZM190 104H187V105H190ZM210 104V103H209ZM223 103H221V105H222ZM225 104V103H224ZM260 104V103H259ZM80 105V104H79ZM118 104H116V106H117ZM120 105V104H119ZM118 105V106H119ZM124 105V104H123ZM165 105V104H164ZM163 105V106H164ZM167 105V104H166ZM170 105H173V103H168V107H170ZM177 105H179V104H177ZM184 105V104H183ZM183 105H180L181 107L183 106ZM220 105V106H221ZM236 105V104H235ZM238 106H239V103L237 104ZM242 105V104H241ZM245 105H246V103H245ZM248 105H249V103H248ZM103 106V105H102ZM116 106H114L113 108H112V106H110L111 108H112V110L111 111H109V112H107V113H109L110 115H108L109 117H111L112 119H118V121L119 120H121V118L119 117L120 116V112L122 111V113H123V110H121V109H119L118 110V108L119 107H116ZM126 106V105H125ZM162 106V107H163ZM186 106V105H185ZM192 106V105H191ZM190 106V107H191ZM195 106V105H194ZM206 106H208V105H206ZM219 106V105H218ZM227 106V105H226ZM243 106V105H242ZM260 106V105H259ZM263 106V105H262ZM88 107V106H87ZM91 107V106H90ZM104 107H107V106H104ZM167 107V106H166ZM165 107V109L167 110V108ZM177 107H179V106H177ZM177 107H176V109H177ZM199 107V106H198ZM197 107V108H198ZM211 107V106H210ZM215 107H217V105L215 106ZM230 107V106H229ZM232 107V106H231ZM246 107V106H245ZM254 107H255V105H254ZM261 107V106H260ZM103 108V107H102ZM120 108H123L122 106H120ZM127 108V107H126ZM161 108V107H160ZM174 108H175V104H174ZM173 108V109H174ZM180 108V107H179ZM179 108H178V110H176V114H163V113H157V112H155V113H153L154 115H152V117L150 118V119H147V121H140V123H141V126H145V128H151L155 133H156V136H157V139L159 138V139H161V140H163V142L164 143H166V144H169V142H170V140H171V138H169L168 137V134H166V132L164 133V131H163V129H165L162 125H163V122H165V121H167L168 119L167 118H169V120H178V119H181V118H184V117H186V114L185 113H180V112H178V111H181V110H179ZM188 108V107H187ZM195 108V107H194ZM200 108V107H199ZM219 108V107H218ZM217 108V109H218ZM223 108V107H222ZM248 108V107H247ZM246 108V109H247ZM255 108H257V106L255 107ZM255 108H254V110H255ZM264 108V107H263ZM108 108H106V110H107ZM163 109V108H162ZM173 109L171 110L172 112H173ZM182 109V108H181ZM185 109V108H184ZM207 109V108H206ZM210 109V108H209ZM241 109V108H240ZM260 109V108H259ZM99 110V109H98ZM102 111H104V108L103 109H101ZM151 110H154V109H151ZM157 110V109H156ZM164 110V109H163ZM189 110V109H188ZM191 110V109H190ZM189 110V111H190ZM193 110V109H192ZM191 110V111H192ZM208 110V109H207ZM220 110V109H219ZM226 110V109H225ZM224 110V112H226ZM261 110V109H260ZM158 111V110H157ZM171 111L169 112V113H171ZM199 111V110H198ZM197 111V112H198ZM204 111V110H203ZM210 111V110H209ZM212 111V110H211ZM221 111V110H220ZM228 111H229V109H228ZM242 111V110H241ZM248 111V110H247ZM153 112V111H152ZM160 112V111H159ZM197 112H194V113H197ZM200 112H201V110H200ZM212 112H214V111H212ZM219 112V111H218ZM231 112V111H230ZM242 112H244V111H242ZM241 112V113H242ZM257 112V111H256ZM255 112V113H256ZM260 112V111H259ZM261 112H262V110H261ZM104 113H106V112H104ZM103 113V114H104ZM150 113H151V111H150ZM167 113V112H166ZM174 113H175V109H174ZM202 113V112H201ZM232 113V112H231ZM236 113V112H235ZM234 113V114H235ZM238 113V112H237ZM245 113V112H244ZM253 113H254V111H253ZM258 113V112H257ZM256 113V114H257ZM130 114V113H129ZM200 114V113H199ZM215 114V113H214ZM213 113H212V115H214ZM216 114H217V112H216ZM246 114V113H245ZM121 115H124V114H121ZM139 115V114H138ZM149 115V114H148ZM189 115V114H188ZM191 115V114H190ZM202 115H203V113H202ZM93 116V115H92ZM96 116V115H95ZM98 116V115H97ZM96 116V117H97ZM105 116V115H104ZM127 116V115H126ZM133 116H135V115H133ZM144 116H146V115H144ZM194 116H196V114L194 115ZM211 116V115H210ZM229 117H230V115H228ZM259 116H261V114H259ZM258 116V117H259ZM95 117V118H96ZM102 117H103V115H102ZM106 117V116H105ZM104 117V118H105ZM136 117H137V115H136ZM139 117V116H138ZM223 117V116H222ZM226 117H227V114H226ZM257 116H256V118H258ZM264 117V116H263ZM99 118V117H98ZM128 118V117H127ZM131 118H133V117H131ZM144 118V117H143ZM171 118V119H170ZM210 118V117H209ZM223 118H225V117H223ZM231 118H232V116H231ZM260 118V117H259ZM262 118V117H261ZM94 119V118H93ZM101 119H103V118H101ZM100 119V120H101ZM188 119V118H187ZM212 119V118H211ZM216 119V118H215ZM218 119H219V117H218ZM227 119V118H226ZM233 119V118H232ZM237 119V118H236ZM251 119V118H250ZM95 120H97V119H95ZM110 120V119H109ZM108 120V121H109ZM124 120V119H123ZM123 120H122V122H123ZM142 120H145V119H142ZM213 120V119H212ZM220 120V119H219ZM238 120L239 119H237V122H238ZM247 120V119H246ZM259 120V119H258ZM103 120H101L100 122H102ZM106 122H107V120H105ZM126 121V120H125ZM128 121H130V120H128ZM183 121V120H182ZM217 121V120H216ZM221 121V120H220ZM219 121V122H220ZM230 121V120H229ZM234 121H236V120H234ZM111 122V121H110ZM117 122V121H116ZM115 122V123H116ZM172 122V121H171ZM170 121H169V123L170 124H172ZM174 122V121H173ZM218 122V123H219ZM228 122V121H227ZM240 122V121H239ZM238 122V123H239ZM246 122V121H245ZM248 122V121H247ZM258 122V121H257ZM96 123H98V122H96ZM109 123V122H108ZM114 123V124H115ZM121 123V122H120ZM175 123V122H174ZM178 124H179V122H177ZM181 123V122H180ZM184 123V122H183ZM236 123V122H235ZM252 123H254V122H252ZM262 123H264V119H263V121H262ZM262 123H260V124H262ZM98 124H100L101 125V123H98ZM105 124V123H104ZM117 125H119L118 123H116ZM122 124V123H121ZM124 125L126 124V123H123ZM130 124V123H129ZM165 124V123H164ZM220 124V123H219ZM241 124V123H240ZM240 124H239V126H240ZM251 124V123H250ZM259 124V125H260ZM97 125V124H96ZM111 125H112V123H111ZM131 125V124H130ZM181 125V124H180ZM183 125H185V124H183ZM222 125H223V123H222ZM225 125V124H224ZM234 125V124H233ZM237 125V124H236ZM248 126H249V124H247ZM246 125V126H247ZM106 126V125H105ZM109 126V125H108ZM113 126V125H112ZM115 126V125H114ZM113 126V127H114ZM128 126V125H127ZM138 127L140 126V125H137ZM168 126V125H167ZM166 126V127H167ZM173 126H175V124L173 125ZM178 126V125H177ZM176 126V127H177ZM182 126V125H181ZM187 126V125H186ZM186 126H184V127H186ZM235 126V125H234ZM243 126V125H242ZM263 126V125H262ZM97 126H95V128H96ZM101 127V126H100ZM102 127H104V125L102 126ZM125 127V126H124ZM135 127V126H134ZM183 127V126H182ZM233 127V126H232ZM236 127V126H235ZM238 127V126H237ZM255 127V126H254ZM256 127H258V125L256 126ZM264 127V126H263ZM263 127H261V126H259V128L257 129V133H260V132H262L263 131ZM114 128H116V126L114 127ZM135 128H137V127H135ZM171 128H172V126H171ZM179 128V127H178ZM181 128V127H180ZM179 128V129H180ZM191 128V127H190ZM226 128V127H225ZM246 128V127H245ZM251 128H253V125L251 126ZM104 129V132H105V129L107 130V128H103ZM113 129V128H112ZM116 129H118V127L116 128ZM115 129V130H116ZM121 129V128H120ZM120 129H118V130H120ZM130 129V128H129ZM139 129H140V127H139ZM138 129V130H139ZM175 129V128H174ZM185 129V128H184ZM183 128L182 129H180V130H177L178 132H177V138H175L174 140H173V144H174V146L173 147H167V150H164L165 152L167 151V152H173V153H176V154H186V153H188V159H186V161L187 162H191L192 164L194 163V162H192L193 160H195L196 161V164H194V165H192V166H189L188 164H187V162H180L181 164H182V166H181V168H184V169H187V172H185L186 174L187 173H189L190 172V174H191V177H192V180L194 181V184L196 183V185L197 186H199V184H211V185H217V186H220V188L222 187V189H225L226 187H230V189H231V185H233V184H237V183H241V187H242V184H243V182H245V180L247 179H252L253 178V176L252 175H250V173H247L246 175L245 174H242V175H238L237 177H235L236 175H233L232 173H233V169H232V165L234 164V166H235V164H238V165H244V164H250V161H252V160H256L257 162H255L254 163V165H255V167L258 169V168H260V167H262V165H264V147H258V146H256L255 148H252V149H254L253 151H251V152H249V151H247V153L249 154H246V152H245V150L243 151V149L242 150H240V149H238L237 148V146H236V144H242L241 142L240 143H238V141L235 139V137H234V134L236 133H232L233 135L232 136H230L229 134H228V136H229V138L226 136V138H224V137H222L223 139H222V141H224V144L225 145H223V144H221V145H223L221 148H210V145H212V144H210L209 146L206 144V143H204V141L202 142V138H197L198 136H196L195 135V133L193 134V133H191L190 131H188V130H184ZM188 129V128H187ZM241 129V128H240ZM243 129H244V127H243ZM255 129V128H254ZM97 130V129H96ZM95 130V131H96ZM102 129H100V131H101ZM114 130V131H115ZM125 130H127V129H125ZM149 130V129H148ZM165 130H167V131H170V130H172V129H170V126H169V128H167V129H165ZM245 130V129H244ZM124 131V130H123ZM140 131H142V130H140ZM146 131V130H145ZM144 131V132H145ZM174 131V130H173ZM250 130H247L246 131V133L247 132H249ZM136 132V131H135ZM149 132V131H148ZM244 131H242V133H243ZM252 132L253 133H255L253 130H252ZM264 132V131H263ZM101 133V132H100ZM114 133V132H113ZM116 134L118 133L117 132V130H116V132H115ZM115 133H114V135L113 136H115V137H113L112 135V138H111V136H110V138L111 139H113V140H109V141H107L104 145V147H103V150L101 151V153L99 152V155L97 156L96 155V161L97 162H104L105 164H107V166H114V167H116V171H117V168H118V166H122V173H120V174H122V175H119V176H121V178H120V180H121V187L119 186V188L118 189H116V185H115V183H114V186H113V189H111V188H109V194L110 195H112V197L114 198V199H116L118 196H122V198H123V202H124V205H125V208H126V210L127 209H129L130 207L131 208H133L134 206H135V203H136V199H137V197L139 196V195H141V193L142 192H144V196H145V194L148 196L149 194H151L150 196L158 203V206L160 205L161 207H164V208H161V209H165V206H169V207H172L173 206V203L171 202V203H167V201L166 200H168L169 199V197H172V195L171 196H169L168 197V199H166V197H165V199H163V198H161L162 197V195H161V193L159 192V190H158V188H157V184L153 181V180H151V179H149L148 180V182H143L144 181V178H143V176H142V174H143V172H142V170L145 172V168L143 167V169H142V167H141V169H139V167L135 164V161H136V163H137V161L139 160V159H141L142 157V155H147L148 153H149V155L150 154H157L159 151H156V147H153V146H155L154 144H153V146L148 142V141H146L145 139L143 140H141V141H139L138 142V147H137V149H135V146H133V145H135L134 143H133V145H132V142L129 140V139H126L125 137H123L120 133H121V131H120V133H118L117 135H115ZM126 133V132H125ZM150 133V132H149ZM152 133V132H151ZM172 133V132H171ZM226 133V132H225ZM238 133V132H237ZM240 133V132H239ZM245 133V132H244ZM243 133V134H244ZM250 133L251 132H249V134H246V136L245 135H243V136H245V137H247L248 138V136L247 135H250ZM136 134V133H135ZM144 135H146L145 133H143ZM199 134V133H198ZM216 134V133H215ZM264 134V133H263ZM124 135V134H123ZM127 135V134H126ZM137 135V134H136ZM220 135H222V134H220ZM236 135V134H235ZM252 135V134H251ZM259 135V134H258ZM260 135H262V133L260 134ZM130 136V135H129ZM143 136V135H142ZM155 136V135H154ZM218 136V135H217ZM239 136V135H238ZM253 136H255V134L253 135ZM264 136V135H263ZM135 137H137V136H135ZM151 137H153V135L151 136ZM175 137V136H174ZM212 137V136H211ZM219 138H221L220 136H218ZM217 137V138H218ZM131 138V137H130ZM148 138V137H147ZM154 138V137H153ZM156 138V137H155ZM213 138V137H212ZM215 139H216V137H214ZM218 138V139H219ZM263 138V137H262ZM214 139V140H215ZM239 139V138H238ZM241 139V138H240ZM244 139H246V138H244ZM243 138H242V140H244ZM251 139V138H250ZM151 140V139H150ZM211 140V139H210ZM258 140H260L259 138H258ZM257 140V141H258ZM152 141H154V139H152ZM206 141H207V139H206ZM209 141V140H208ZM207 141V143H209ZM221 141V142H222ZM244 141H247V139L246 140H244ZM252 140H250V142H251ZM253 141H254V139H253ZM257 141H256V143H257ZM264 141V140H263ZM156 142H157V140H156ZM155 142V143H156ZM171 142H172V140H171ZM170 142V143H171ZM211 142V141H210ZM215 142H219V141H215ZM255 142V141H254ZM259 142V141H258ZM262 142V141H261ZM261 142H260V145H261ZM159 143H161V142H159ZM255 143V144H256ZM172 144V143H171ZM216 144V143H215ZM262 144H264L263 142H262ZM101 145V144H100ZM213 145H214V143H213ZM217 145H219V144H217ZM252 145V144H251ZM134 148H133V147ZM137 146V145H136ZM157 146H158V143H157ZM160 147V146H159ZM164 147V146H163ZM166 147V146H165ZM219 147V146H218ZM251 147V146H250ZM246 149H248V148H246ZM157 150H158V148H157ZM172 150V151H171ZM161 153H163V151L161 152ZM160 154V153H159ZM175 154V155H176ZM190 154V155H189ZM149 155H148V157H149ZM161 155V154H160ZM164 155V154H163ZM187 155V154H186ZM173 156V155H172ZM181 156V155H180ZM179 155H178V157H180ZM189 156H190V159H189ZM185 157V156H184ZM183 157V158H184ZM185 157V158H186ZM136 158H138V159H136ZM150 158V157H149ZM160 158V157H159ZM166 158V157H165ZM177 158V157H176ZM143 159V158H142ZM148 159V158H147ZM156 159V158H155ZM161 159V158H160ZM167 159H169V158H167ZM180 159V158H179ZM112 160H117V164H114L113 165V163H112ZM157 160L158 159H156V162H157ZM170 160V159H169ZM168 160V161H169ZM173 160V159H172ZM172 160H170V161H172ZM174 160H175V158H174ZM178 160V159H177ZM141 161V160H140ZM139 161V162H140ZM146 161V160H145ZM150 161V160H149ZM153 161V160H152ZM160 161V160H159ZM161 162V161H160ZM174 162V161H173ZM142 163V162H141ZM147 163V162H146ZM178 164H179V162H177ZM190 163V164H191ZM138 164V163H137ZM158 164V163H157ZM157 164H156V166H157ZM160 164V163H159ZM164 164V163H163ZM169 164V163H168ZM174 164H175V162H174ZM183 164H184V166H183ZM187 164V165H186ZM146 165V164H145ZM149 165V164H148ZM155 165V164H154ZM170 166H172L171 164H169ZM180 165V164H179ZM251 165H252V162H251ZM159 166H161V165H159ZM249 166V165H248ZM119 167V168H120ZM165 167V166H164ZM236 167H238V166H236ZM244 167H245V165H244ZM264 167V166H263ZM151 168H152V166H151ZM157 169H158V167H156ZM175 168H176V166H175ZM180 168V169H181ZM234 168V167H233ZM115 169V168H114ZM154 169H155V167H154ZM156 169V170H157ZM241 169V168H240ZM120 170V169H119ZM118 170V171H119ZM153 170V169H152ZM161 170V169H160ZM163 170H164V168H163ZM176 170H177V168H176ZM244 170V169H243ZM243 170L241 171V173L243 172ZM247 170H249L248 168H247ZM254 170V169H253ZM256 170V169H255ZM260 170V169H259ZM263 170H264V168H263ZM117 171V172H118ZM149 171H151V170H149ZM177 171H179V170H177ZM182 171H184V170H182ZM181 171V172H182ZM239 171V170H238ZM261 171H262V169H261ZM153 172V171H152ZM156 172V171H155ZM163 172H165V171H163ZM166 172H168V171H166ZM170 172H172L171 170H170ZM180 172V171H179ZM249 172V171H248ZM251 172H253V171H251ZM7 173H8V170H7ZM147 173V172H146ZM145 173V174H146ZM150 173V172H149ZM148 173V174H149ZM169 173V172H168ZM185 173H184V175H185ZM240 173V172H239ZM238 173V174H239ZM240 173V174H241ZM244 173V172H243ZM256 173L257 172H254L253 174H255L256 175ZM147 174V175H148ZM166 174V173H165ZM237 174V173H236ZM258 174H260V173H258ZM116 175V174H115ZM144 175V174H143ZM162 175V174H161ZM172 175H173V173H172ZM175 175V174H174ZM261 175V174H260ZM264 175V174H263ZM117 176V178H118V175H116ZM160 176V175H159ZM162 176H165V175H162ZM176 176V175H175ZM186 176V175H185ZM187 176H189V174L187 175ZM186 176V177H187ZM259 176V175H258ZM144 177H145V175H144ZM166 177V176H165ZM168 177V176H167ZM171 177V176H170ZM169 177V178H170ZM179 177H181V176H178V178ZM182 177H183V175H182ZM185 177V178H186ZM256 177V176H255ZM114 178H116L115 176H114ZM119 178L118 179H116V180H119ZM154 178V177H153ZM160 178H162L161 176H160ZM159 178V179H160ZM177 178V177H176ZM261 178H263V176L261 177ZM168 179V178H167ZM171 179V178H170ZM182 179V178H181ZM181 179H180V182H181ZM184 179V178H183ZM182 179V180H183ZM186 179H189V178H186ZM255 179V178H254ZM257 179H259V178H257ZM256 179V180H257ZM156 180V179H155ZM173 180V179H172ZM176 180V179H175ZM174 180V181H175ZM191 180V179H190ZM147 181V180H146ZM158 181V180H157ZM156 181V182H157ZM161 181V180H160ZM167 181V180H166ZM177 181H178V179H177ZM249 181V180H248ZM115 182V181H114ZM163 182V181H162ZM185 182V181H184ZM258 182V181H257ZM262 182V181H261ZM116 183H118V182H116ZM157 183H160V182H157ZM166 183V182H165ZM173 183V182H172ZM171 183V184H172ZM175 183V182H174ZM177 184L179 183V182H176ZM186 183H190L189 182V180L186 182ZM240 183H239V185H240ZM246 183V182H245ZM244 183V184H245ZM248 183H250V182H247V184ZM254 183V182H253ZM256 183V182H255ZM260 183V182H259ZM259 183H256V185L257 184H259ZM119 184V183H118ZM167 184V183H166ZM165 184V185H166ZM169 184V183H168ZM170 184V185H171ZM181 184V186H182V183H180ZM202 184V185H203ZM71 185V184H70ZM73 185V184H72ZM111 185V184H110ZM163 185V184H162ZM179 185V184H178ZM178 185H176L177 187H179ZM191 185L192 184H190V185H188V186H190L191 187ZM195 185V186H196ZM239 185H238V187H239ZM254 185V184H253ZM159 186V185H158ZM161 186V185H160ZM159 186V187H160ZM166 186H168V185H166ZM165 186V187H166ZM206 186V185H205ZM216 186V187H217ZM234 186V185H233ZM247 186H249V185H247ZM250 186H251V184H250ZM63 187V186H62ZM163 187V186H162ZM165 187H163V188H165ZM184 187H186V186H184ZM194 187V186H193ZM200 187H201V185H200ZM237 187V188H238ZM243 187H244V185H243ZM252 187V186H251ZM250 187V188H251ZM257 187H259V186H257ZM65 188H66V186H65ZM172 188H173V186H172ZM199 188V187H198ZM202 188V187H201ZM203 188H206L207 189V187H203ZM209 188V187H208ZM214 188V187H213ZM235 188V187H234ZM237 188H235L236 190H238ZM240 188V187H239ZM256 188V187H255ZM62 189V188H61ZM71 187H67L65 190H63L64 192H62L61 194H59L58 193V195L55 197L56 198V200H55V202H54V204L50 207V208H48L49 210L47 211V212H44L43 210H41V211H43V212H39V210H38V206H37V203H38V200H39V198H40V196H41V193H35V194H33V196L31 197V198H29L28 199V201H27V205H28V207H29V209L32 211V215H34L33 217L36 219V221H38L40 218H42V220H43V218H44V222L46 221V222H50L52 225H56V226H58L59 228H61V229H64V227L66 226V223H63V221H66V219H67V217L68 216H70L69 214H70V212L72 211V209L74 208V210H75V207H77V206H79V210L78 211H80V208H81V213H83V211H84V213L86 212V211H88L89 210V207L86 205V204H82V200H84L85 198H84V196L85 195H87V194H84V192L83 193H80V192H77L76 191V193H74V190H72L71 191ZM107 189V188H106ZM111 189V190H110ZM166 189V188H165ZM171 189V188H170ZM169 189V190H170ZM178 189V188H177ZM188 189V188H187ZM190 189V188H189ZM196 189V188H195ZM214 189H216V188H214ZM227 189V188H226ZM244 189V188H243ZM246 189H249V188H246ZM261 190H259V189H249V190H247V192H246V190H245V192H243V193H241V192H239L240 194H239V196H237L236 198H231V196H230V198H225L224 200H222V198H221V201L219 200V199H217V200H219L220 202H217V203H210V204H206L205 206H201V210L203 209V210H205V208H207L206 210H205V212H204V214L205 215H208V216H210L212 219H211V221H214L215 222V225H216V223H217V226L218 225H223V223L225 222V221H227V213H230L231 215H233V217H235V218H238V219H244V217L246 216L245 214H246V211H248V209H250L252 206H256L257 204H259V206L261 205V204H264V191L262 190V188H260ZM264 189V188H263ZM102 190H103V188H102ZM160 190H161V188H160ZM175 190H176V188H175ZM183 190V189H182ZM205 190V189H204ZM210 190V189H209ZM86 191V190H85ZM90 191V190H89ZM92 191V190H91ZM104 191H106L105 189H104ZM104 191H103V193H104ZM189 191V190H188ZM195 191V190H194ZM202 191V190H201ZM227 191V190H226ZM225 191V192H226ZM242 191V190H241ZM88 192V191H87ZM92 192H94V191H92ZM91 192V193H92ZM98 192V191H97ZM107 192V191H106ZM166 192V191H165ZM170 192V191H169ZM184 192V191H183ZM182 192V193H183ZM192 192H193V190H192ZM198 192V191H197ZM221 192V191H220ZM222 192H224V191H222ZM224 192V193H225ZM236 192V191H235ZM99 193H101L100 191H99ZM188 193V192H187ZM194 193V192H193ZM200 193V192H199ZM206 193H207V191H206ZM213 193V192H212ZM219 193V192H218ZM233 193V192H232ZM90 194V193H89ZM89 194L87 195V196H85L86 198L89 196ZM93 194V193H92ZM96 194V193H95ZM94 194V195H95ZM143 194V193H142ZM171 194H172V192H171ZM177 194V193H176ZM190 194H192V193H190ZM198 194V193H197ZM214 194V193H213ZM221 194V193H220ZM218 195V194H215V195H218V196H221V195ZM223 194V193H222ZM231 194V193H230ZM164 195V194H163ZM178 195V194H177ZM182 195V194H181ZM183 195H184V193H183ZM183 195H182V197H183ZM189 195V194H188ZM199 195V194H198ZM232 195H234V194H232ZM70 196V197H69ZM91 196H93V195H91ZM90 196V197H91ZM147 196H145V197H147ZM166 196V195H165ZM187 196V195H186ZM206 196H208V195H206ZM150 197V198H151ZM177 197V196H176ZM195 197V196H194ZM213 198H214V196H212ZM233 197V196H232ZM112 198V199H113ZM148 198V200H149V197H147ZM147 198H145V200L147 199ZM208 198V197H207ZM212 198V199H213ZM215 198H216V196H215ZM87 199H89V198H87ZM176 199V198H175ZM180 199V198H179ZM183 199H185V198H183ZM191 199V198H190ZM192 199H193V196H192ZM199 199H200V197H199ZM117 200V199H116ZM151 200V199H150ZM149 200V201H150ZM174 200V199H173ZM172 200V201H173ZM177 200V199H176ZM180 200H182V199H180ZM188 200V199H187ZM197 200V199H196ZM207 200V199H206ZM210 200H211V198H210ZM216 200V201H217ZM72 201V203H70ZM90 201V200H89ZM118 201V200H117ZM155 201H154V203H155ZM170 201V200H169ZM88 202V201H87ZM86 202V203H87ZM139 202V201H138ZM146 202H148V201H146ZM153 202V201H152ZM151 202V203H152ZM174 202V201H173ZM187 202V201H186ZM192 202V201H191ZM198 202V201H197ZM206 202V201H205ZM115 203V202H114ZM143 203V202H142ZM145 203V202H144ZM143 203V204H144ZM199 203H201L200 201H199ZM209 203V202H208ZM52 204V203H51ZM183 204V203H182ZM186 204V203H185ZM81 205V206H80ZM89 205V204H88ZM147 205H150V204H147ZM156 205V204H155ZM184 205V204H183ZM194 205V204H193ZM200 205V204H199ZM203 205V204H202ZM139 207H140V205H138ZM145 206V205H144ZM177 206V205H176ZM180 207H181V204L179 205ZM197 206V205H196ZM136 207V206H135ZM134 207V208H135ZM146 207H148V206H146ZM186 207V206H185ZM190 207V206H189ZM195 207V206H194ZM193 207V208H194ZM261 207H264V206H261ZM108 208V207H107ZM125 208H124V210L123 211H125ZM143 208V207H142ZM258 209H259V207H257ZM256 208V209H257ZM78 208H76V210H77ZM122 209V208H121ZM149 209V208H148ZM152 209V208H151ZM168 209H170V208H168ZM173 210H174V208H172ZM191 209H192V207H191ZM191 209H190V211H191ZM195 209V208H194ZM197 209V208H196ZM253 209H254V207H253ZM261 210H262V208H260ZM47 210V209H46ZM110 210V209H109ZM130 210V209H129ZM134 210V209H133ZM199 210V209H198ZM252 210V209H251ZM259 210L258 212H256L255 213V215L257 214V213H260L261 214V212L262 211H264V210ZM164 211V210H163ZM172 211V210H171ZM176 211H177V209H176ZM175 211V212H176ZM189 211V210H188ZM200 211V210H199ZM257 211V210H256ZM261 211V212H260ZM178 212V211H177ZM183 212V211H182ZM185 212V211H184ZM183 212V213H184ZM192 212H194V211H192ZM45 213H48V217L46 218V216H45ZM75 213V212H74ZM173 213V212H172ZM187 213V212H186ZM198 213H201V212H198ZM252 213V212H251ZM73 214V213H72ZM174 214V213H173ZM263 214V213H262ZM184 215V214H183ZM182 215V216H183ZM189 215V214H188ZM199 215V214H198ZM252 215V214H251ZM172 216V215H171ZM174 216V215H173ZM176 216V215H175ZM177 216H178V213H177ZM190 216V215H189ZM196 216V215H195ZM194 216V217H195ZM208 216H207V218H208ZM249 216V215H248ZM139 217V216H138ZM200 217V216H199ZM198 217V218H199ZM229 217V216H228ZM233 217L231 218V216H230V218L233 220ZM256 217V216H255ZM45 218H46V220H45ZM146 218V217H145ZM179 218V217H178ZM197 218V219H198ZM202 218V217H201ZM200 218V219H201ZM204 218V217H203ZM201 219V222H202V220H205V219ZM254 218V217H253ZM257 218V217H256ZM261 218H262V216H261ZM137 219V218H136ZM135 219V220H136ZM182 219H184V218H182ZM188 219V218H187ZM186 219V220H187ZM192 218L190 217V219L189 220H191ZM194 219V218H193ZM196 219V220H197ZM250 219H251V216H250ZM128 220H130V219H128ZM134 220V219H133ZM127 221V223H125L124 225H122V226H120L119 228L120 229H118L119 231L121 230V229H123L122 231L123 232H125V230H128V231H131V229H134L135 227L139 230V231H141L142 233H143V235H144V232H146V231H149V229L151 228L150 226H149V224H148V221L146 220V219H144V218H139V220L137 219L136 221L134 220V221ZM177 220V219H176ZM195 220V221H196ZM230 220V219H229ZM262 220V223L264 222V218L263 219H261ZM59 221V222H58ZM90 221V220H89ZM88 221V222H89ZM206 221H207V219L205 220V223H206ZM210 221V222H211ZM243 221V220H242ZM248 221H249V219H248ZM253 221V220H252ZM254 221H255V219H254ZM258 221V220H257ZM67 222V221H66ZM124 222V221H123ZM180 222H182V221H180ZM184 222H186V221H184ZM197 222V221H196ZM196 222H194V221H188L187 220V223H188V226L189 227H191V228H194V229H200L201 227H203V226H200V228L198 227L199 225H201V223L200 224H198V222L196 223ZM204 222V221H203ZM202 222V223H203ZM210 222H209V224H210ZM247 222V221H246ZM187 223H186V225H187ZM208 223V222H207ZM212 223V222H211ZM228 223V222H227ZM232 223H233V221H232ZM243 223H245V221L243 222ZM242 223V224H243ZM258 223V222H257ZM261 223V224H262ZM71 224V223H70ZM179 224V223H178ZM183 224V223H182ZM181 224V225H182ZM185 224V223H184ZM183 224V225H184ZM226 224V223H225ZM237 224H241V223H237ZM241 224V225H242ZM255 224V223H254ZM72 225V224H71ZM71 225H67L66 227H65V233L66 234H68L69 235V238H65V241L64 242H62L61 243V246H62V248H66L68 245H67V240H68V243L70 242H72V240H75V242H73V243H76V241H77V235H75V232L73 231V230H70V228H72V226ZM84 225V224H83ZM182 225V226H183ZM203 225H205V224H203ZM208 225V224H207ZM221 225V226H222ZM230 225V224H229ZM244 225V224H243ZM240 226V227H244V226ZM249 225V224H248ZM259 225H260V223H259ZM263 225V224H262ZM75 226V225H74ZM114 226H115V224H114ZM226 226L228 227V225L226 224ZM236 226V225H235ZM234 226V227H235ZM238 226V225H237ZM236 226V227H237ZM261 226V225H260ZM85 227H87V226H85ZM94 227H96V225H94L92 222H90L89 224H88V228H94ZM186 227V226H185ZM188 227V228H189ZM206 227V226H205ZM256 227V226H255ZM111 228V227H110ZM204 228V227H203ZM209 228V227H208ZM211 228V227H210ZM217 227H215V228H213V229H216ZM220 228V227H219ZM219 228H218V230H219ZM249 228V227H248ZM257 228H258V226H257ZM257 228L255 229V228H253V229H255L254 231H256L257 230ZM264 228V227H263ZM262 228V229H263ZM76 229V228H75ZM117 229V228H116ZM187 229V228H186ZM207 229V228H206ZM230 229H233V231H231V233H232V235H234L233 234V232H235L234 231V228H230ZM230 229H228V230H230ZM77 230V229H76ZM117 230V231H118ZM157 230H159V229H157ZM188 230V229H187ZM192 230V229H191ZM224 231H225V229H223ZM222 229L220 230V231H223ZM240 230V229H239ZM247 230V229H246ZM245 230V231H246ZM64 231V230H63ZM72 231V232H71ZM118 231V232H119ZM186 231V230H185ZM208 231H211L210 229H208ZM214 231H216V230H214ZM213 231V232H214ZM258 231V230H257ZM264 231V230H263ZM137 232V231H136ZM152 232V231H151ZM189 232V231H188ZM192 232V231H191ZM194 232V231H193ZM200 232V231H199ZM212 232V231H211ZM210 232V233H211ZM219 232V231H218ZM226 232H228V231H226ZM237 232V231H236ZM235 232V233H236ZM241 232V231H240ZM260 232V231H259ZM64 233V234H65ZM129 233V232H128ZM131 233V232H130ZM133 233V232H132ZM153 233H155V231L153 232ZM201 233V232H200ZM200 233H196V234H200ZM224 233V232H223ZM242 233V232H241ZM138 234V233H137ZM147 234H148V232L146 233V237H147ZM152 234V233H151ZM188 234V233H187ZM195 234V233H194ZM209 234V233H208ZM207 234V235H208ZM212 234V233H211ZM236 234H238V233H236ZM235 234V235H236ZM240 234V233H239ZM128 235V234H127ZM126 235V236H127ZM149 235V234H148ZM154 235V234H153ZM152 235V236H153ZM190 235V234H189ZM204 235V234H203ZM215 235V234H214ZM217 235V234H216ZM234 235V236H235ZM256 235V234H255ZM259 235V234H258ZM258 235H257V237H258ZM121 236V235H120ZM125 236V237H126ZM137 236V235H136ZM140 236V235H139ZM145 236V235H144ZM157 236V235H156ZM218 236V235H217ZM216 236V237H217ZM239 236V235H238ZM237 236V237H238ZM240 236H242V235H240ZM244 236V235H243ZM252 235H250L249 236V238L251 237ZM254 236V235H253ZM68 237V236H67ZM145 237V238H146ZM155 237V236H154ZM187 238H189L188 237V235L186 236ZM197 237V236H196ZM199 237V236H198ZM197 237V238H198ZM227 237H228V235H227ZM230 237H232V236H229V238ZM256 237V238H257ZM260 237V236H259ZM71 238V239H70ZM124 238V237H123ZM136 238V237H135ZM141 238H142V236H141ZM151 238V237H150ZM193 238V237H192ZM195 238V237H194ZM210 238L211 237H209V240H210ZM236 238V237H235ZM125 239V238H124ZM144 239V238H143ZM171 239V238H170ZM191 239V238H190ZM212 239V238H211ZM259 239V238H258ZM258 239H257V241H258ZM12 240V239H11ZM141 240V239H140ZM148 240V239H147ZM150 240V239H149ZM148 240V241H149ZM198 240V239H197ZM200 240V239H199ZM203 240V239H202ZM213 240H214V237H213ZM220 240H223V239H220ZM227 240H228V238H227ZM229 240H231V239H229ZM238 240H245V241H247L248 240V237H241V238H238L237 239V243L239 242ZM252 240V239H251ZM264 240V239H263ZM13 241V240H12ZM148 241L146 242V244L148 243ZM152 241V240H151ZM151 241H149V243H148V246H152V245H156V242H151ZM154 241V240H153ZM174 241V240H173ZM189 241H191L192 242V240H189ZM201 241V240H200ZM208 241V240H207ZM211 241V240H210ZM217 241H219V240H217ZM244 241V242H245ZM256 241V242H257ZM261 241V240H260ZM28 242V241H27ZM169 242V241H168ZM185 242V241H184ZM241 242V241H240ZM255 242V243H256ZM10 243H12V242H10ZM20 243V242H19ZM187 243V242H186ZM192 243H194V242H192ZM203 243H206V241H204ZM211 243V242H210ZM230 243H232V241L230 242ZM235 243V242H234ZM21 244V243H20ZM28 244V243H27ZM78 244V243H77ZM86 244V243H85ZM136 244V243H135ZM143 244V243H142ZM141 244V246H143ZM158 244V243H157ZM199 244V243H198ZM217 244V243H216ZM221 244V243H220ZM245 244V243H244ZM264 244V243H263ZM10 246H11V244H9ZM17 245V244H16ZM74 245V244H73ZM76 245V244H75ZM202 245V244H201ZM204 245H206V244H204ZM203 245V246H204ZM208 245V244H207ZM212 245H214V244H212ZM212 245H210L211 246V248H212ZM218 245V244H217ZM228 245V244H227ZM231 245V244H230ZM237 245V244H236ZM235 244H234V246H236ZM239 245H243L242 243L240 244L239 243ZM246 245V244H245ZM245 245H243V246H245ZM257 245V244H256ZM13 246V245H12ZM18 246V245H17ZM17 246H16V248H17ZM84 246V245H83ZM135 246V245H134ZM209 246V245H208ZM233 246V245H232ZM253 246V245H252ZM254 246H255V244H254ZM253 246V247H254ZM86 247V246H85ZM84 247V248H85ZM146 247V246H145ZM153 247V246H152ZM168 247V246H167ZM170 247V246H169ZM168 247V248H169ZM187 247V246H186ZM206 247V246H205ZM221 247H223V246H221ZM248 247H249V244H248ZM95 248V247H94ZM154 249H155V246L153 247ZM158 248V247H157ZM179 248V247H178ZM193 248H194V246H193ZM192 248V249H193ZM218 248V247H217ZM220 248V247H219ZM250 248V247H249ZM10 249V248H9ZM20 249V248H19ZM24 249V248H23ZM90 249V248H89ZM93 249V248H92ZM96 249V248H95ZM144 249V248H143ZM145 249H147V248H145ZM158 249H160V247L158 248ZM162 249V248H161ZM172 249V248H171ZM204 249V248H203ZM0 250H1V248H0ZM3 250V249H2ZM5 250V249H4ZM94 250V249H93ZM135 250V249H134ZM157 250V249H156ZM6 251H7V249H6ZM11 251H12V249H11ZM145 251V250H144ZM16 252V251H15ZM98 252V251H97ZM102 252H104V251H102ZM146 252V251H145ZM152 252V251H151ZM162 252V251H161ZM181 252V251H180ZM207 252V251H206ZM250 252H252L251 250H250ZM254 252V251H253ZM156 253V252H155ZM160 253V252H159ZM12 254V253H11ZM17 254V253H16ZM106 254V253H105ZM142 254V253H141ZM152 254H153V252H152ZM204 254V253H203ZM211 254V253H210ZM21 255V254H20ZM19 255V256H20ZM99 255H102L101 254V252H100V254ZM107 255V254H106ZM176 255H177V253H176ZM190 255V254H189ZM148 256V255H147ZM150 256H152V255H150ZM157 256V255H156ZM180 256V255H179ZM178 256V257H179ZM226 256V255H225ZM228 256V255H227ZM79 257V256H78ZM140 257H142V256H139V258ZM154 257V256H153ZM177 257V258H178ZM188 257V256H187ZM192 257V256H191ZM223 257V256H222ZM233 257V256H232ZM71 258V257H70ZM102 258H103V256H102ZM147 258V257H146ZM175 258V257H174ZM176 258V259H177ZM221 258V257H220ZM20 259V258H19ZM152 259V258H151ZM158 259V258H157ZM156 259V260H157ZM160 259V258H159ZM226 259V258H225ZM58 260V259H57ZM104 260V259H103ZM154 260V259H153ZM205 260V259H204ZM144 261V260H143ZM158 261V260H157ZM194 261V260H193ZM208 261V260H207ZM206 261V262H207ZM212 261V260H211ZM256 261H257V259H256ZM262 261L263 262H254L255 264H263L264 263V258H262ZM14 262V261H13ZM144 262H146V264H152V263H150V261H149V263H147V260L146 261H144ZM175 262V261H174ZM226 262V261H225ZM56 264H70L69 263V261H64V259H60L59 261H56L55 262ZM157 263V262H156ZM195 263V262H194ZM203 263H204V261H203ZM253 263V264H254ZM75 264V263H74ZM141 264V263H140ZM145 264V263H144ZM207 264V263H206ZM218 264V263H217Z\"/></svg>",
    "mask_w": 264,
    "mask_h": 264
}]
</instances>
